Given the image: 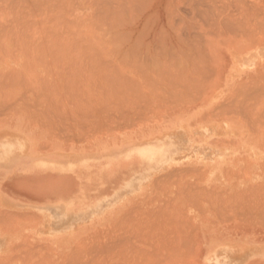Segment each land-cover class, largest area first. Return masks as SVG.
<instances>
[{"label":"rangeland","instance_id":"rangeland-1","mask_svg":"<svg viewBox=\"0 0 264 264\" xmlns=\"http://www.w3.org/2000/svg\"><path fill=\"white\" fill-rule=\"evenodd\" d=\"M14 1V2H13ZM20 1H22L20 3ZM38 1V2H37ZM0 0V4L2 5V3L4 4V7L3 5L0 6V39L3 38V41L2 39L0 40V133L1 135H4V136H7L8 137V133H12L9 135V138L11 136H14V135H17V134H14V133H18V134H22L24 139L29 141V143H27L26 141H12V138H16V137H11L10 140L7 139L5 141H1L0 140V149H4L5 147L7 146H11L9 147L10 148V152H6L4 153L2 156H0V163H5V164H13L14 163V169H26L28 167H31L33 165H37V163L35 164L34 162H30L31 160V157H29L30 153L32 152V150H37V153L39 155V159L45 161V160H53L54 162H57L58 165H62L63 168L67 165H70L71 163H63L61 161V157L63 158H67L70 153V151H86L84 152L88 157H85V158H93L95 159V157H91L90 155H93V154H100V155H103L104 156V159L107 158L110 153L112 155V157H115L117 156V154H119L120 157H122L123 155H126V157H129L127 155H133L135 157V166H134V169H135V172L136 171H139L143 166H145L146 163L148 162H158V164H160L159 162V159L161 157V154H159V152H156L157 149H152L150 148V145H147L148 148H142V145H132V146H128L126 144V139L129 138V137H141L140 133L141 134H148L150 136H155L157 133H153L152 130H160L161 129V124L165 123V124H170L172 122H175L176 119H180V118H183V119H189L188 121L193 124V125H187L185 127H183L182 129V132H184V134L187 135L188 137V142L185 143L180 151V154L181 156L180 157H183V156H187L189 154H197L199 155L200 151L205 149V145H206V141L208 140L209 137H212L214 135H218V136H225L226 134H221V132L223 131L221 127H215L213 126V123H211V125L209 124V126H205V124L203 123H206L208 122V110H207V103H208V97H209V94L207 93L209 91V78L208 76L205 77V75L208 74L207 69L209 68V58H208V54H207V48H208V45H206V48L204 47L205 44H208L209 40L213 41L217 39L218 40H223L224 39V36L229 38V37H234V35H230L229 31H227V33L229 35H227V33H225V30H224V23L220 22V21H223L225 19L226 16H228V13H230L231 11L234 10V8H236V4L239 5L242 4L241 6H238V7H245L246 6H254V7H257V11H258V15H252V14H247L245 13V15L242 13L241 15L240 14H234V13H230V16L228 17V21L230 19V17L232 16V18L234 19L235 17H238L240 18V16L242 17V21L245 22L246 25H251L252 23H255L257 22L256 24L258 25H261L260 24V20H262L264 18V0H242L239 1V0H219L217 3L215 2V0H184V3L182 2L183 0H132L133 2L131 3L130 2V6L131 8L128 7L129 3L126 5L123 6V8H127L130 9V11L127 9L125 10H122L123 8H121V5H120V8L122 11H125V12H122L120 11L119 14H117L116 16L114 14H116V9L115 7L118 6L116 4V6L114 7L115 10H113L112 8H109L110 10H113L112 14L111 12V15H113L115 18L119 15H123V17L129 21H131V24H140L141 26H144L146 25L148 27V32L150 31L151 33H148L147 35V38L146 39H143L145 40V44H141V47L143 48L145 45L149 44L148 42H150V38H152L153 35H151L152 33L154 32H158V37L161 39V45L156 44L154 43V45H151V49L154 50L156 52L155 53L153 51L152 54L148 55L147 53L146 54H141L140 52L137 54V53H134L136 48L134 46V43H127L126 41V38L124 37L125 35L122 33V32H125L123 31L121 28L118 29V25L116 23H120V20L119 22H115L117 19H119L118 17L116 18V20L114 21L115 23H112V25L116 24L114 27L118 30H113L114 32L110 31L109 29H107V26L109 25V28L112 26L110 25L111 24V18L113 19L114 17L111 16V18H107L109 17L110 15H108L106 13V10L105 9H100L99 7H97V10H88V9H85L86 12L85 13H82V8L80 9L78 7L79 5V2L80 3H83L82 0H73V1H68L66 0L67 2H64L65 0H62L63 2H61V6L59 4L60 0H51L52 1V4L49 6L47 1L48 0ZM50 1V2H51ZM58 1V2H56ZM86 1V0H85ZM90 1V0H89ZM87 1V2H89ZM92 1V0H91ZM90 1V2H91ZM94 1V0H93ZM124 1V0H123ZM140 1V2H139ZM145 1V2H144ZM174 1V2H173ZM189 1V2H188ZM199 1V2H198ZM207 4H205L206 2ZM212 1V2H210ZM223 1V2H221ZM239 1V2H238ZM253 1H255V4L253 3ZM8 2H9V5H8ZM12 2V3H11ZM24 2V3H23ZM56 2V3H55ZM78 2V3H77ZM89 2V4H90ZM139 2V3H138ZM144 2V4H143ZM148 2V3H147ZM191 2H194V3H191ZM204 2V3H203ZM214 2V7H213V3ZM226 2V3H225ZM231 2H233L231 4ZM245 4H244V3ZM247 2V3H246ZM15 3V4H14ZM32 3V4H31ZM45 3V5H44ZM54 3V4H53ZM75 3V4H74ZM109 3V2H108ZM107 2L104 3V4H108ZM112 4V2H110ZM123 3V4H124ZM139 4V6H136L135 4ZM142 5H141V4ZM147 6H145L146 4ZM173 3V5H172ZM182 3V4H180ZM187 7H186V5ZM190 3V4H189ZM210 5H209V4ZM221 3V4H220ZM222 3H225V4H222ZM229 3V4H228ZM259 3V5H258ZM14 4V5H13ZM18 4V5H17ZM21 8L24 7L22 10L21 8L19 7V5ZM24 4V5H23ZM27 4V5H25ZM36 4V5H35ZM40 4V5H38ZM60 7H57L58 5ZM68 4V5H66ZM83 4H87V3H83ZM102 4V3H101ZM100 4V5H101ZM114 4V3H113ZM122 4V5H123ZM181 6H179V5ZM202 4V5H201ZM252 4V5H251ZM254 4V5H253ZM9 8H8V6ZM11 5V6H10ZM31 5V6H30ZM34 5V6H33ZM54 5H57V6H54ZM134 5V6H133ZM178 5V6H176ZM185 5V6H184ZM191 5V6H190ZM198 5H201V6H198ZM212 5V6H211ZM235 5V6H234ZM40 6V7H39ZM42 6V7H41ZM54 6V7H53ZM136 6V7H135ZM143 6V10H142V7ZM161 6V7H160ZM189 6V7H188ZM198 6V8H197ZM220 6V7H219ZM222 6V8H221ZM226 6V7H224ZM232 6V7H231ZM11 7V8H10ZM47 8V9H44V8ZM49 7V9H48ZM56 7V8H55ZM64 7V8H63ZM102 7V5L100 6ZM105 7V5H104ZM111 7V6H110ZM135 7V8H134ZM194 7V9H198L194 11V9L192 8ZM202 7V8H201ZM226 8L228 11H225ZM20 8V9H19ZM26 8H28L26 10ZM63 9L64 12L60 11L59 9ZM71 8V9H70ZM118 8V9H120ZM147 10L145 11L144 10ZM150 8V9H149ZM185 8V9H184ZM188 8V9H187ZM208 8V9H207ZM209 8H211L209 10ZM216 8V9H215ZM13 9H16L15 11ZM52 9V10H51ZM53 9L55 11H53ZM59 11V15H53L52 14H58V11ZM66 11H65V10ZM98 9H100L98 11ZM133 9V10H132ZM175 10V14L174 13V10ZM181 9V10H180ZM220 9V10H219ZM232 9V10H231ZM19 10V11H18ZM36 10V11H35ZM50 10V11H49ZM68 10V11H67ZM70 10V11H69ZM75 10V11H74ZM105 12H104V11ZM109 10V11H110ZM137 10V12H136ZM163 10V11H162ZM170 10L171 13H170ZM200 10V11H199ZM208 10V11H207ZM223 12L222 14L219 12ZM225 13H224V11ZM13 11V12H12ZM21 11V12H20ZM27 11V12H26ZM49 11V12H47ZM57 11V12H56ZM74 11V12H73ZM102 11V12H101ZM115 11V12H114ZM129 11V12H128ZM133 11V12H132ZM194 11V12H193ZM230 11V12H229ZM11 12V13H10ZM21 13V16H19L20 14L18 13ZM30 14H29V13ZM39 12V13H38ZM45 12V13H44ZM55 12V13H54ZM68 12V13H67ZM108 12V11H107ZM128 12V13H127ZM206 12V13H205ZM218 12V13H217ZM6 13V15H5ZM10 13V14H9ZM24 13V14H23ZM38 13V14H37ZM50 13V14H48ZM52 13V14H51ZM74 13V15H73ZM92 13V14H91ZM106 13V14H105ZM109 13V14H110ZM121 13V14H120ZM127 13V14H126ZM131 13V14H129ZM142 13V15H141ZM144 13V14H143ZM186 13V14H185ZM214 15L215 13V16L211 15V14ZM260 13V14H259ZM9 14V15H8ZM44 14V18L42 17V15ZM45 14H46V17H45ZM63 14V15H61ZM82 14V16H84V14H87L89 15L85 21H82V23H80V19L82 18V16H80ZM105 14V15H104ZM133 14H134V19L133 21L131 20L133 17ZM139 14H140V17H139ZM172 14V15H171ZM174 14V15H173ZM189 14V15H187ZM192 14V15H191ZM194 14V15H193ZM197 16H196V15ZM208 14V15H207ZM216 14L218 15V17L216 16ZM225 14H227L225 16ZM234 14V15H233ZM246 14L248 16H250V19L246 16ZM22 15H31L30 17L32 18V20H34L36 23H39L40 22H43V21H46V18H50L51 22L49 19H47L46 24H43L41 23L38 24V26H47V23H50V25L48 24V27H45L43 28V30L41 31H45L40 35V34H37L36 32H34V28L35 26L30 29L31 33L27 34L29 35V37L31 35H37V37H39V35L41 36L39 38H37L38 40V43H40L42 41L44 44L41 43V45L37 44L35 41L36 38L34 37V41L36 44L32 43L33 40H31V38L34 36H31L30 40H29V37L26 38V41H22L23 38H21V36L19 34H17L18 31L15 32V30H17L18 28H12L14 27L15 25L17 26V23H19L21 17H24ZM35 15V16H34ZM38 15V16H37ZM77 15V16H76ZM93 15V17H92ZM107 15V17H106ZM128 15V16H126ZM131 15V16H130ZM176 15V17H174ZM210 15V16H209ZM224 15V16H223ZM239 15V16H238ZM244 15V16H243ZM17 16V17H16ZM48 16V17H47ZM52 16V17H51ZM57 16L58 18L60 17L62 22L64 21V23H62L61 25H58L60 23H56L57 24V28L61 29V27L63 29L67 28L66 30L69 29V35H72L73 32H75V34H73L71 37V39H69V42H73L75 43V40L76 41H79L81 42V45L83 44V46H81L80 48H78L80 45L76 46L75 44H79V43H72V44H69V42L67 41V49L66 50V47H63L61 48L59 44H55L54 46L55 47L53 48V45L50 44V43H54V42H49L51 41L52 39V35L53 34V29H57L55 28L56 27V24H54V20L53 17ZM63 16H66V17H63ZM136 16L140 19L136 20ZM149 16V17H148ZM192 16V18H191ZM253 16V18L251 17ZM256 16V18H255ZM7 17V18H6ZM13 17V18H12ZM16 17V18H14ZM20 17V18H19ZM30 17L28 16V19H30ZM35 17V18H34ZM39 17V18H38ZM122 16H120L121 18ZM189 17V18H188ZM224 17V18H223ZM244 17V18H243ZM257 17H262V19H259L258 21H255L257 19ZM41 18H42V21H41ZM56 18V17H55ZM59 18V19H60ZM201 18V19H200ZM212 20H211V19ZM217 18V19H215ZM221 18V19H220ZM9 19V20H8ZM53 19V20H52ZM75 19V20H74ZM88 19V20H87ZM124 19V20H125ZM146 19V20H145ZM184 19V21H183ZM187 19V21H186ZM195 19V20H194ZM250 20V23L249 21L247 20ZM13 20V21H11ZM15 20V23H13ZM31 20V19H30ZM38 20V21H37ZM57 20V19H56ZM66 20V21H65ZM94 20V21H93ZM110 20V21H109ZM125 20V24L128 25L127 21ZM145 20V22H144ZM201 20V21H200ZM204 22H203V21ZM207 20V21H206ZM209 20V21H208ZM218 20V21H217ZM246 20V21H245ZM7 21V22H6ZM9 21V22H8ZM49 21V22H48ZM53 21V22H52ZM70 21V22H69ZM158 21V22H156ZM182 21L185 23H182ZM198 21V22H197ZM200 21V22H199ZM33 22V21H32ZM60 22V20H59ZM67 22V23H66ZM84 22V23H83ZM102 22V23H101ZM108 24V25H105V23ZM140 22V23H139ZM188 22V23H187ZM206 22V23H205ZM211 24H210V23ZM213 22V23H212ZM224 22V21H223ZM264 21H262L263 23ZM14 25V26H11V24ZM69 23V24H68ZM72 23V24H71ZM98 23V24H97ZM123 23V22H122ZM143 23V24H141ZM222 25H221V24ZM248 23V24H247ZM52 24V25H51ZM54 24V25H53ZM102 24V25H101ZM104 24V25H103ZM159 26H158V25ZM173 24V25H170ZM182 24V25H181ZM196 24V25H195ZM199 24L201 25L200 27L203 28L204 26V30L205 32L203 31V29H201L199 27ZM205 24V25H204ZM208 24V25H207ZM218 24V26H217ZM36 25V24H35ZM73 25V27H72ZM75 25V26H74ZM95 25H100L101 26V29L103 30H97V36L95 35L96 34V28L97 26ZM121 25V24H120ZM119 25V27H120ZM122 24V27L124 26ZM130 25V23H129ZM167 25V26H166ZM178 25L180 28H178ZM192 25V26H191ZM264 25V24H263ZM39 26V27H40ZM49 26H52L53 29H51ZM55 26V27H54ZM67 26V27H66ZM81 26V29L79 28ZM87 26V27H86ZM95 26V27H94ZM100 26H98L99 28L97 29H100ZM157 26V27H156ZM170 26V27H169ZM184 26V27H182ZM188 26V28H187ZM191 26V27H190ZM195 28H194V27ZM215 26H217L215 28ZM223 26V27H222ZM11 27L12 28V31L14 32H11L9 31V28ZM20 27V26H18ZM39 27H36L39 32L40 29ZM91 28L93 27V29L91 30L90 29V32L88 28ZM177 27V28H176ZM258 27V26H257ZM264 26H262L261 28H263ZM3 28V30H2ZM49 28V30L47 29ZM162 28V29H160ZM172 28V29H171ZM176 28V30H175ZM190 28V29H189ZM200 28V29H198ZM260 28V29H261ZM14 29V30H13ZM37 29H35L36 31H38ZM88 29V31H86ZM106 29V30H104ZM114 29V28H112ZM111 29V30H112ZM153 29V30H152ZM198 29V30H197ZM7 30V31H6ZM49 32H47V31ZM166 30V31H165ZM199 30H202L199 31ZM213 30V31H212ZM221 30V31H220ZM256 32H260L259 33V36L261 37L263 34H264V28L261 29V30H258V29H255ZM263 30V31H262ZM6 31V32H5ZM60 31V30H59ZM92 32H95V34L91 33ZM122 31V32H121ZM162 31V33H161ZM177 31L179 33V35L177 34ZM199 31V33H198ZM207 31V32H206ZM223 31V32H222ZM9 32V33H8ZM78 33H81L83 32V37H82V40L84 38L83 41H81V38H79L78 40ZM86 32H88L86 35ZM111 32V34H110ZM119 34H118V33ZM179 36L178 38L179 39H183L182 41L185 43H183V45L180 44V42L182 43V41L178 42L179 39L178 38H175V33ZM182 32V33H181ZM204 32V35L202 34ZM8 33V34H7ZM100 33V34H99ZM103 33V35H102ZM115 33V35H114ZM162 34V36L159 35ZM181 33V34H180ZM218 33V36L220 37L221 35V38L222 39H219L218 36H216V34ZM224 33V34H223ZM12 34V35H11ZM118 34V35H117ZM123 34V35H121ZM165 34V35H164ZM185 34V36H183ZM18 37H17V36ZM77 35V36H76ZM82 35V34H81ZM121 35V37L119 36ZM180 35L182 38H180ZM202 35V36H201ZM224 35V36H223ZM15 36V38H14ZM91 38V40H88V37ZM103 36V37H102ZM116 36V37H115ZM118 36V37H117ZM123 36V37H122ZM151 36V37H150ZM168 36V37H167ZM173 36V37H172ZM223 36V37H222ZM229 36V37H228ZM264 36V35H263ZM262 36V37H263ZM7 37V38H6ZM9 37V38H8ZM13 37V41H15V45H14V42L11 41ZM45 37V39L47 40V38H49L46 43L47 44H50V46H47L46 48V43H45V39L43 38ZM81 37V36H79ZM95 37H99V39H96ZM102 39H101V38ZM116 39H114V38ZM121 38V41L122 42H119L120 40L118 38ZM128 37V36H126ZM6 38V39H5ZM51 38V39H50ZM74 38V40H72ZM76 38V39H75ZM104 38V39H103ZM122 38H124L122 40ZM158 38V39H159ZM167 38V39H166ZM185 38V39H184ZM188 38V39H186ZM191 38H193L191 40ZM207 38V39H206ZM28 39V40H27ZM55 39V38H54ZM87 39V40H86ZM110 39V41H109ZM166 39V40H164ZM172 39V40H171ZM178 39V41H177ZM196 39V40H195ZM95 42H93V41ZM118 40V41H117ZM124 40H125V43L126 44H129V45H126L124 44ZM170 40V42H169ZM174 40V42H173ZM188 40V42H187ZM24 42L26 43V45H24V43H22L20 46H18L19 42L21 43ZM31 45L32 43V48H34L32 51H29V49H32L30 48V46L28 45V43ZM31 43H30V42ZM33 41V42H34ZM89 41V43L87 42ZM97 41H99L97 43ZM105 41V43H104ZM113 43H112V42ZM177 41V42H176ZM4 42V43H3ZM84 42V43H82ZM86 42V43H85ZM100 42H103V43H100ZM111 42V43H110ZM119 42V44H118ZM160 42V41H159ZM167 42V43H166ZM176 42V44H175ZM193 42V43H192ZM200 42V43H199ZM17 43V45H16ZM91 43L96 47V46H99V48H94V46H91ZM96 45H95V44ZM109 43V44H108ZM124 46L126 47H122L123 44ZM172 43L174 47H171L172 45L170 44ZM189 43V44H188ZM192 43V44H191ZM197 43V44H196ZM202 46V50H200V46ZM3 44V45H2ZM36 45L34 47V45ZM73 44L76 46L77 49H80V52L79 51H76L75 48L73 47ZM90 44V45H88ZM103 44V45H102ZM115 44V45H114ZM167 46H166V45ZM197 45V46H192V45ZM28 45V46H27ZM39 47H38V46ZM58 45V46H57ZM66 45V44H65ZM131 45V46H130ZM161 46V48L159 46ZM171 45V46H170ZM176 45V46H175ZM180 45V46H179ZM188 45V46H187ZM15 46V47H14ZM23 46L27 49H24ZM45 46V47H44ZM94 49H92L91 51V47ZM101 46L103 48H101ZM106 46V47H104ZM117 46V47H116ZM166 46V47H165ZM178 46V48H177ZM193 47L191 49H193L194 51H201L198 52V53H195L193 50V52L191 51L190 47ZM19 47V48H18ZM29 47V48H28ZM42 47V48H40ZM49 47H51V49H49ZM58 47V49H57ZM71 47V48H70ZM83 47V48H82ZM89 50H88V48ZM152 47H155L152 48ZM182 47V48H181ZM188 47V49H187ZM197 47V49H196ZM204 47V48H203ZM22 48V50L20 49ZM37 48H39L40 50H38ZM46 51H44L45 49ZM73 48V49H72ZM82 48V49H81ZM87 48V49H86ZM106 48V50H105ZM108 48V49H107ZM117 48V49H116ZM127 48V49H126ZM131 48V49H129ZM157 48V49H156ZM166 48V50H165ZM170 48V49H169ZM175 48V50L179 49L182 51L180 53L176 51H174L173 49ZM199 48V50H198ZM20 49V50H18ZM24 49V50H23ZM53 49V50H52ZM64 49V50H63ZM85 49V50H84ZM102 49V50H101ZM123 49V50H122ZM134 49V50H133ZM173 51H172V50ZM185 51H184V50ZM204 49V51H203ZM47 50L49 51V53L47 52ZM57 50V52H60V53H53ZM100 50L102 52H100ZM108 50V51H107ZM110 50V51H109ZM114 50V52H113ZM133 50V51H132ZM179 50V51H180ZM188 50V51H187ZM190 50V52H189ZM19 51V52H18ZM24 51H28V53H25ZM35 51V52H34ZM41 51V52H40ZM71 51H76L75 54L77 55L78 52V56H76L73 52ZM91 51V54L90 52ZM96 51V52H95ZM100 52V53H97V52ZM103 51H107L108 53H103ZM116 51V52H115ZM126 51V52H125ZM163 51V52H162ZM165 51V52H164ZM13 52H16L15 53V56L13 54ZM32 52V53H31ZM43 55H41L40 53ZM45 52V53H44ZM95 54H94V53ZM113 52V53H112ZM130 52H133V53H130ZM159 52V54H158ZM173 52V53H172ZM184 52V53H183ZM206 54V61H204V53ZM48 53V54H46ZM72 53V54H70ZM83 53V54H82ZM101 53L103 55H101ZM116 53L117 56L113 59L114 54ZM119 53V54H118ZM162 53V54H161ZM166 53V56L164 54ZM172 55H171V54ZM175 53V55H173ZM186 53H188L186 55ZM219 52L216 51V54L214 53V55L212 54L213 58L215 59H212L211 61V65L213 67V64L216 63L217 66H218V63L219 66L222 64V61H221V56H219L218 54ZM10 54V55H9ZM28 54V56L26 55ZM33 54V56H32ZM36 54V56L34 55ZM53 56H52V55ZM70 56H69V55ZM74 54V55H73ZM81 54V55H80ZM94 54V55H93ZM105 54H106V57H105ZM123 54V55H122ZM127 54V55H125ZM169 54V55H167ZM178 54V55H177ZM186 56H185V55ZM6 55V56H5ZM39 55H41V57H39ZM47 57H46V56ZM58 55V56H57ZM83 55V56H82ZM97 55V56H96ZM101 55V56H100ZM144 55V56H143ZM152 55V56H151ZM162 55V56H160ZM192 55V56H191ZM200 55V56H199ZM204 55V56H203ZM218 55V57H217ZM13 58H12V57ZM61 56V57H60ZM66 57V60L65 59H62L64 61H61L60 58H63V57ZM72 56V57H71ZM93 56H96V57H93ZM100 56V58H99ZM125 56V57H123ZM156 56V57H154ZM195 56V57H194ZM202 58V60L204 61V63H202V60L200 58ZM15 57H17L18 59H16ZM57 57V58H56ZM59 57V58H58ZM70 57V58H69ZM78 57V58H77ZM81 57V58H80ZM102 57H105V58H110L111 60H108V59H104ZM118 57V58H117ZM131 57V58H130ZM134 57V59H133ZM143 57H145V59L143 60ZM152 57V58H151ZM154 57V58H153ZM74 58V59H72ZM85 58V59H84ZM123 58V59H122ZM137 58V59H136ZM156 58V59H155ZM192 60H191V59ZM198 58V59H197ZM28 59V60H27ZM59 59V60H58ZM72 59V60H71ZM76 59V60H75ZM82 59V60H80ZM99 59V61H97ZM122 59V60H121ZM152 59V61H151ZM158 59V61H157ZM187 59V61H186ZM196 59V60H194ZM18 60V61H17ZM27 60V61H25ZM32 60V62H31ZM85 60V61H84ZM89 62H87V61ZM104 60V61H103ZM107 60H108V63H107ZM120 61V64L121 65H118L119 64V61ZM135 60V61H134ZM146 60V61H145ZM154 60V61H153ZM217 62H215V61ZM17 61V62H15ZM25 61V62H24ZM58 61V62H57ZM73 61V62H72ZM95 61H96V66H95ZM144 61V63L142 62ZM151 61V62H150ZM159 61L161 64H159ZM168 61V62H167ZM184 61V62H183ZM201 61V62H200ZM214 61V62H213ZM35 62V64H34ZM43 64H41V63ZM63 62V63H62ZM69 62V64H68ZM70 62H72L73 64L75 63L76 66L71 65L70 66ZM87 63V65H91V63L93 65L91 66H87L84 64ZM102 62V63H101ZM113 62L114 64L111 65V63ZM126 62V63H125ZM132 62V63H131ZM149 62L148 64H145ZM158 62V63H157ZM189 62V63H188ZM195 62V63H194ZM207 62V63H206ZM23 63V64H22ZM37 63V64H36ZM53 63V64H52ZM61 63V64H60ZM64 63H67V67L70 69L71 67V70H69L68 68H66V66L64 65ZM100 63V64H99ZM106 63V64H105ZM125 63V64H124ZM135 63V64H134ZM156 65H155V64ZM165 63V64H164ZM185 63V64H184ZM191 63V64H190ZM206 63V64H205ZM29 64V65H28ZM33 64V65H32ZM49 64V65H48ZM79 64V65H78ZM105 64V66H104ZM117 64V66H115ZM127 64V65H126ZM150 64V65H149ZM153 64V65H152ZM167 64V65H166ZM177 66H176V65ZM185 66H184V65ZM190 64V65H189ZM193 64V65H192ZM200 66H198V65ZM215 64V65H216ZM27 65V66H25ZM82 65V66H80ZM107 65V66H106ZM111 65V66H110ZM132 65V66H131ZM143 65V66H142ZM148 65V66H147ZM152 65V67H151ZM155 65V66H154ZM158 65V66H157ZM173 65V66H172ZM189 66V67H186ZM204 65V70L203 69V66ZM205 65H207V67L205 68ZM214 65V67H216ZM25 66V67H23ZM33 66V67H32ZM37 66V67H35ZM61 66V67H60ZM65 66V67H64ZM90 68V69H88ZM93 66V67H92ZM104 66V67H103ZM114 66V67H113ZM120 66V67H119ZM154 66V67H153ZM165 69H164V67ZM169 66V67H168ZM170 66H172L170 68ZM181 66H183V70L180 69L182 68ZM28 67V68H27ZM30 67V68H29ZM58 67V68H57ZM64 67V68H63ZM80 67V68H79ZM83 69H82V68ZM86 67V68H85ZM92 68L93 71H92ZM99 67V68H98ZM103 67V68H101ZM116 67V68H115ZM118 67L123 71H121L120 69H118ZM124 67V68H123ZM128 67V68H126ZM146 67V68H145ZM157 67V68H156ZM167 67V68H166ZM185 67V68H184ZM197 67V68H196ZM202 67V69L204 70V72H202L200 75H199V72L203 71V70H200V68ZM213 67V68H214ZM32 68H34L32 70ZM74 68V69H73ZM107 68L110 70L108 71ZM119 70V71H116L115 70ZM126 68V69H125ZM144 68V69H143ZM173 68V70H172ZM218 68V67H217ZM18 69V70H17ZM49 69V70H48ZM62 69V70H61ZM65 69V70H64ZM69 71H67V70ZM78 71H76V70ZM82 69V70H81ZM106 69V71H105ZM143 69V70H142ZM152 69H153V72H152ZM156 69V70H154ZM159 69V70H158ZM167 69V70H166ZM28 70V71H27ZM51 70V71H50ZM74 70L77 72L75 73ZM92 73H91V71ZM97 70V71H96ZM99 70V72H98ZM114 70V72H113ZM125 70V71H124ZM140 70H141V73H140ZM147 70V71H146ZM150 70V71H149ZM178 70V71H177ZM180 70L182 71V75H185L186 78H182V75L180 74ZM192 70V71H191ZM194 70V71H193ZM34 71V73H33ZM55 71V72H54ZM58 73H57V72ZM67 73H64L66 72ZM81 71V72H80ZM86 71V72H85ZM89 71V72H88ZM107 73V74H105ZM134 71V72H133ZM145 71V72H144ZM155 71V73H154ZM174 71V72H173ZM5 72H7L5 74ZM19 72V73H18ZM21 72V74H20ZM73 72V73H71ZM97 72V73H96ZM110 72V73H109ZM112 72V74H111ZM120 72V73H119ZM125 72V73H124ZM151 72V73H150ZM195 72V73H194ZM198 72V74H197ZM205 72L207 74H205ZM3 73V74H2ZM16 73V74H15ZM52 73V74H51ZM84 73V74H83ZM86 73L88 75H86ZM101 73V74H100ZM104 73V74H103ZM116 73V75H115ZM157 73V75H156ZM169 73V74H168ZM23 76V77H18L19 75ZM30 76H29V75ZM66 74V75H64ZM68 74V75H67ZM78 74V75H77ZM81 74V75H80ZM90 74V75H89ZM97 74V75H96ZM114 74V75H113ZM118 74V75H117ZM139 74V75H138ZM147 74V75H146ZM149 74V75H148ZM152 74V75H151ZM161 74H166L167 77L170 75V78H172L173 80L172 81V85L174 84V87L171 85L168 86V85H165L163 83H159L160 80L158 79H162L163 78H166V76H163ZM177 74V75H175ZM192 75V79L191 77L189 76ZM204 74V76H203ZM5 75V76H4ZM62 75V76H61ZM70 75V77H69ZM76 75V76H75ZM85 78H84V76ZM109 75V76H107ZM123 75V76H122ZM160 75L162 77H160ZM181 75V77H180ZM196 75V76H195ZM9 76V77H7ZM13 76V77H12ZM15 76H16V79H15ZM25 76V77H24ZM39 76V77H38ZM57 76V77H56ZM73 76V77H72ZM91 76V77H90ZM95 76V77H94ZM102 76V77H101ZM108 78H107V77ZM114 76V77H113ZM119 76V77H116ZM150 76V77H149ZM153 76V78H152ZM173 76V77H171ZM177 76V77H176ZM196 80H195V77ZM201 76V77H200ZM35 77V78H34ZM72 77V78H71ZM77 77V78H76ZM83 77V78H82ZM97 77V78H96ZM99 77V78H98ZM180 77V78H178ZM200 77V78H199ZM14 78V80H12ZM33 78V79H32ZM70 78V79H69ZM90 78V79H88ZM103 78V79H102ZM105 78V79H104ZM112 78V79H111ZM130 79L127 81V79ZM156 78V79H154ZM169 78V79H170ZM189 78V80H188ZM206 78V79H205ZM208 78V79H207ZM18 79V80H17ZM59 79V80H58ZM66 79V80H65ZM73 79V80H71ZM77 79V80H76ZM80 79V80H79ZM82 79V80H81ZM87 79V80H86ZM94 79V80H93ZM96 79V80H95ZM97 79H100L97 80ZM108 79V80H107ZM111 81L114 80V81ZM120 79V80H119ZM126 79V80H125ZM149 79V81H148ZM168 78L166 80H169ZM175 79V81H174ZM179 79V80H178ZM182 79H183V84L182 83ZM214 78H212L211 80L213 81ZM218 77L216 78L215 80V83L213 81V88H212V91H214V87L215 86H219L221 84L220 82V78L218 79ZM16 80V82H14ZM49 80V81H48ZM62 80V81H61ZM76 80V81H75ZM93 82H92V81ZM102 80V81H101ZM118 80V81H117ZM158 80V81H157ZM165 80V79H164ZM178 80V83L176 82ZM200 81H203L204 85H206V81H207V84L206 86H204L205 88V93L206 96L203 97V100H201L202 98L200 97L201 96V89L203 87H200L198 89L197 87V82ZM206 80V81H205ZM10 81V82H9ZM27 81V83H26ZM40 83V84H38ZM74 81L75 82V85H74ZM80 83H79V82ZM83 81V82H82ZM86 81V83H85ZM91 81V83H90ZM107 81V82H106ZM163 81V79H162ZM179 81H181V86L180 87V84H179ZM218 83H217V82ZM25 82V83H24ZM67 82V83H65ZM100 82V83H98ZM101 82H102V85H101ZM105 82V83H104ZM115 82H118L115 83ZM127 84H126V83ZM148 82V83H147ZM156 82V83H155ZM16 83V84H15ZM33 83H36V84H33ZM46 83V84H44ZM61 83V84H60ZM69 83V84H68ZM104 83V84H103ZM123 83V84H122ZM125 83V84H124ZM129 83V84H128ZM167 83V82H166ZM202 83V82H201ZM200 83V85H202ZM217 83V84H216ZM7 84V85H5ZM18 84V85H17ZM22 84V85H20ZM26 84V85H25ZM33 84V85H32ZM38 84V85H37ZM54 84V85H53ZM60 84V85H59ZM65 84V85H64ZM97 84V86H96ZM147 84L149 86H147ZM154 86V90L155 89H161L163 88V90L165 91L164 94L161 92V95L164 96L163 99H159V98H162L161 96L157 95L156 97H159L158 99H156L155 97V93L154 92H150V88L151 86ZM175 84L177 86H175ZM184 86H183V85ZM197 84V85H195ZM216 84V85H215ZM17 85V87H16ZM25 85V86H24ZM37 85V86H36ZM58 87H57V86ZM91 85V86H90ZM99 85L103 86L100 87ZM108 85V87H107ZM118 85V86H117ZM123 85V86H122ZM129 85V87H128ZM144 85V86H143ZM146 85V86H145ZM187 85V86H186ZM15 86V87H14ZM31 86H34L31 87ZM36 86V87H35ZM39 86V88H38ZM73 86V88L71 87ZM114 86V87H113ZM140 86V87H139ZM168 86V87H167ZM217 86V87H218ZM5 87V88H3ZM77 89H76V88ZM85 87V88H84ZM92 89H91V88ZM142 87V88H141ZM145 87V88H143ZM156 87V88H155ZM158 87V88H157ZM176 87V88H175ZM178 87V88H177ZM2 88V89H1ZM33 88V89H32ZM80 88V89H79ZM114 88V91L113 89ZM149 88L150 91H147V89ZM153 88V87H152ZM181 88L183 90H181ZM10 89V90H9ZM28 89V90H27ZM31 89V90H30ZM40 91H39V90ZM70 89V90H69ZM71 89H75V91L73 92ZM84 91H83V90ZM86 89V90H85ZM91 89V90H90ZM99 89V90H98ZM102 89V90H101ZM104 89V90H103ZM109 89H112V90H109ZM126 89V90H125ZM195 89V90H193ZM198 89L199 92H196ZM13 90V91H12ZM37 90V91H35ZM42 90V91H41ZM62 90V91H61ZM78 90L77 93H75L76 91ZM107 90H109L110 93H113V95H111ZM122 93H121V91ZM124 90V91H123ZM167 90V91H166ZM175 90L174 94H172V92ZM179 90V91H177ZM203 90V89H202ZM208 90V91H207ZM28 92L26 94V92ZM56 91V92H55ZM100 91V92H99ZM112 91V92H111ZM177 91V92H176ZM195 91V92H194ZM69 92V93H68ZM83 92V93H82ZM88 92V93H87ZM92 92V93H90ZM108 92V93H107ZM117 92V93H116ZM128 92V93H127ZM146 92V93H145ZM156 93H159L160 91H155ZM5 93V94H4ZM75 93V94H74ZM82 93V95L80 94ZM99 93V94H98ZM125 93V94H124ZM165 93H166V96H167V99H169V102L167 100V102L169 103L168 105H170L169 107H166L168 105H166V102H163L161 100H164V98H166L165 96ZM176 93V95H175ZM179 95H178V94ZM194 93V94H193ZM200 93L197 98L196 94ZM8 94H10L9 96L12 95V98L10 100L9 98V101H5V99H8L9 96H7ZM34 94V95H33ZM37 95V98L35 97V95ZM104 96H103V95ZM108 94V95H106ZM116 94V95H114ZM145 94L147 95V97L145 96ZM172 94V95H171ZM3 95V96H2ZM25 95V96H24ZM75 95V96H74ZM83 95L84 98H83ZM91 95H93L91 97ZM126 97H125V96ZM144 95V96H143ZM150 95V97L148 96ZM170 95V96H169ZM173 95H175V99L174 97H172ZM193 95V96H192ZM5 96V98H4ZM24 96V97H23ZM29 96V97H27ZM49 96H51V100L49 98ZM70 96H72L70 98ZM80 96V97H79ZM90 96V97H89ZM102 96V97H101ZM108 96V98H107ZM112 96V97H110ZM115 96V97H114ZM120 98H119V97ZM138 96V97H137ZM142 96V97H140ZM33 97V99H32ZM42 97V98H41ZM78 97L77 99H74ZM82 97V98H81ZM99 97V98H98ZM122 97V98H121ZM146 97V98H145ZM199 97L201 99H199ZM3 98V99H2ZM26 98V99H25ZM35 98V99H34ZM42 102H41V100ZM46 98V99H44ZM73 98V99H72ZM86 98V99H85ZM90 100H89V99ZM95 98V99H94ZM98 98V99H96ZM106 98V99H105ZM111 100H110V99ZM144 98V99H143ZM179 98H182L183 100H179ZM188 98V101L186 100ZM195 98H197L198 100L196 101L197 103H194V100ZM23 99V101H22ZM31 99V100H29ZM44 99V100H43ZM54 99V100H53ZM84 100L82 104V100ZM96 100V102H94V100ZM108 99V100H107ZM125 99V100H124ZM132 99V100H131ZM137 99H138V102H137ZM149 99V101H147ZM151 99H153L152 102ZM174 99V100H173ZM187 102L184 103L185 100ZM207 101H206V100ZM3 100V101H2ZM27 100V101H26ZM40 100V101H39ZM47 100V101H46ZM56 100V102H55ZM61 100V101H60ZM66 100V101H65ZM71 100H73V103ZM76 100V101H75ZM86 100H88L87 102H85ZM140 100L142 102H140ZM146 100V101H145ZM160 100V101H159ZM176 100H179L177 102H180L178 105L177 104H172V103H177ZM2 101V102H1ZM13 101V102H12ZM17 101V102H16ZM33 101L35 102H38V103H32ZM51 101V102H50ZM78 101V102H77ZM92 101V102H91ZM106 101V102H105ZM145 101V102H144ZM151 101V102H150ZM158 101L160 103H158ZM174 101V102H173ZM201 101V102H200ZM205 101V102H204ZM9 102V103H8ZM16 102V103H15ZM24 102H27V103H24ZM46 102H48L46 104ZM70 104H68V103ZM100 102V103H99ZM123 102V103H122ZM124 102L126 104H124ZM141 104H140V103ZM162 102L164 104H162ZM172 102V103H171ZM7 103V104H6ZM51 103V104H49ZM53 103V104H52ZM59 103V104H57ZM66 103V104H65ZM76 103L78 105H76ZM92 103V104H91ZM99 103V104H98ZM106 103V104H105ZM119 103V104H118ZM121 103V104H120ZM144 103V104H143ZM190 103V104H189ZM199 103V104H198ZM4 104V105H3ZM23 104V105H22ZM36 104V105H35ZM39 104V105H38ZM56 104V105H55ZM81 104V107L79 106ZM87 104L89 105V107L87 106ZM111 104V105H110ZM113 104V105H112ZM115 104V105H114ZM134 104V105H133ZM136 104V105H135ZM147 104V106H145ZM151 104V105H150ZM159 104V105H158ZM187 104V105H186ZM34 105V106H32ZM46 105V106H45ZM53 105V106H52ZM55 105V106H54ZM84 105V106H83ZM90 105H91V108H90ZM97 105V107H96ZM102 105V107H101ZM106 105H109V106H106ZM118 105V106H117ZM156 105H158L156 107ZM175 105V106H174ZM3 106V107H2ZM9 106V107H8ZM23 106V110L21 109ZM28 108H27V107ZM31 106L33 108H31ZM45 106V107H44ZM50 106V107H49ZM72 106V107H71ZM78 106V108H77ZM94 106V108L92 107ZM100 106V107H99ZM124 106V107H123ZM151 106V108H150ZM165 108H164V107ZM175 108H174V107ZM178 106V108H177ZM21 107V108H20ZM26 107V108H25ZM36 107V109H34ZM43 107V108H42ZM61 107H63L61 109ZM88 110H87V108ZM123 107V108H122ZM147 108L148 111H146L147 109H144V108ZM183 107V108H182ZM185 107V108H184ZM3 108V109H2ZM15 108V109H14ZM30 108V109H29ZM47 110H45V109ZM55 108V109H54ZM70 108V110L68 109ZM97 111H96V109ZM106 108L108 110H106ZM126 110H125V109ZM132 108V109H130ZM134 108V109H133ZM169 108V110L167 109ZM182 108V109H180ZM187 108V109H186ZM2 109V110H1ZM5 109V111H4ZM27 109L29 111H27ZM34 109V110H33ZM44 109V110H43ZM79 111H78V110ZM83 109V110H82ZM94 109V110H92ZM99 109V110H98ZM113 109V110H112ZM155 109V110H154ZM163 109V110H162ZM171 109V110H170ZM179 109V110H178ZM184 109V110H183ZM186 109V110H185ZM7 110H8V113H7ZM11 110V111H10ZM32 110V111H31ZM40 112H39V111ZM69 110V111H68ZM72 110L71 114H70V111ZM91 110H92V113H94L95 115V112H98L96 113L95 117L93 116V114L91 113ZM102 110V111H101ZM115 110V111H114ZM130 110V111H129ZM133 110V111H131ZM161 110V112L158 111ZM166 110V111H165ZM173 110V111H172ZM178 110V111H175ZM3 111V112H2ZM17 111V112H16ZM46 111V113H45ZM81 111V112H80ZM85 113H84V112ZM90 111L91 114H88ZM94 111V112H93ZM100 111V112H99ZM117 111V112H116ZM126 111V112H125ZM150 111V112H149ZM170 111V112H169ZM11 112V113H10ZM50 112V113H49ZM78 112V113H77ZM86 112H88L86 114ZM103 112V113H102ZM107 112V113H105ZM125 112V113H124ZM128 112V114H127ZM153 113L151 115H149V113ZM174 112V113H173ZM214 112V111H212ZM219 110L216 111V114H218ZM5 113V114H4ZM6 113L8 115H6ZM34 113V114H33ZM63 113V114H62ZM77 113V114H76ZM81 115H80V114ZM83 113V115H82ZM110 113V114H108ZM122 113V114H121ZM130 113V114H129ZM137 113V115H135ZM148 113V114H147ZM157 113H159V115L157 116ZM164 113V114H163ZM1 114H4V115H1ZM12 114V115H11ZM50 114V115H49ZM99 114V115H97ZM107 114V116H106ZM156 114V115H154ZM168 114V115H167ZM173 114V115H171ZM177 114V115H176ZM204 114V115H203ZM34 115V116H33ZM42 115V116H41ZM76 115V116H75ZM89 115V116H87ZM100 115L102 117H100ZM170 115V116H169ZM46 118H44V117ZM50 116V117H49ZM105 116V117H104ZM114 116V117H113ZM138 116V118H137ZM158 118H157V117ZM164 116V117H163ZM203 116V117H201ZM4 117V118H3ZM77 117V119H76ZM99 117V118H98ZM132 117V118H130ZM149 117V118H148ZM173 117V118H171ZM31 118V119H30ZM66 118H67V121H66ZM112 118V119H110ZM204 118V119H203ZM38 119V120H37ZM108 119V120H107ZM132 119V120H131ZM148 119V120H147ZM13 120V121H12ZM98 120V121H97ZM135 120V121H134ZM137 120V122H136ZM150 120V121H149ZM152 120V121H151ZM161 120V121H160ZM44 121V122H43ZM108 121V122H107ZM149 121V122H148ZM105 122V123H104ZM153 122V123H152ZM33 123V124H32ZM39 123V124H38ZM195 123H201L200 125H194ZM41 124V125H40ZM93 124V125H92ZM138 124V125H137ZM147 124V125H146ZM160 124V125H159ZM49 125V126H47ZM56 128H54V126ZM57 125V126H56ZM105 125V126H104ZM135 125V126H134ZM137 125V126H136ZM53 126V127H52ZM99 126V127H98ZM134 126V127H133ZM48 127V128H47ZM50 127V129H49ZM73 127V128H72ZM44 128V129H43ZM62 128V129H61ZM101 128V129H100ZM106 130H105V129ZM60 129V130H59ZM69 129V130H68ZM72 129V130H71ZM73 129H74V132H73ZM99 129V130H98ZM80 130V131H79ZM143 130V131H141ZM24 131V132H23ZM50 131V132H49ZM77 131V132H76ZM82 131V132H81ZM84 131V132H83ZM99 131L101 132L99 134ZM141 131V132H140ZM14 132V133H13ZM58 132V133H57ZM62 132V133H61ZM69 132V133H68ZM76 132V133H75ZM80 132V133H79ZM96 132V133H95ZM103 132V134H102ZM4 133V134H3ZM54 133V134H53ZM56 133V134H55ZM67 133V134H66ZM87 133V134H86ZM33 136L37 142L35 140H33L32 138H30V136ZM71 134V135H70ZM74 134H76L75 136L78 137L76 138L74 136ZM78 134V135H77ZM81 134V135H80ZM183 134V133H182ZM67 135V136H65ZM84 135V136H83ZM103 135V136H102ZM53 136V137H52ZM61 136V137H60ZM63 136V137H62ZM198 136V138L200 139L199 141H197L196 137ZM20 137V136H18ZM67 137V138H66ZM75 137V138H74ZM89 137V139H88ZM74 138V139H72ZM94 138V139H93ZM70 139V140H69ZM64 140V141H63ZM73 140V141H72ZM77 140V141H76ZM88 140V141H87ZM19 142V143H17ZM132 142V141H131ZM136 142V141H134ZM37 143H38V146H42V148H44L46 146V148L42 149L41 147H38L37 146ZM121 143H123V145L121 146ZM67 144V145H66ZM119 144V145H118ZM139 144V143H138ZM113 145V146H112ZM115 147V148H113ZM75 148V149H74ZM76 151V152H77ZM127 152V154L125 153ZM142 152V153H141ZM28 154V156L26 155ZM24 156L23 157V162H25V164H21L19 163L18 159L21 157V156ZM111 155L108 157L110 158ZM176 153H174V151H168L167 154H165V157H164V160L162 159L161 163L162 162H167L169 161L170 159H172V157L175 159L176 157ZM57 156V157H56ZM49 157V159H48ZM123 158V157H122ZM145 161H144V160ZM189 159V158H188ZM77 160H79V157L77 158ZM60 161V162H59ZM29 162V163H28ZM147 169V168H146ZM194 170V171H193ZM90 171V172H89ZM88 173H86V176H82L80 175L79 173H76V172H59V171H49V175L47 176V173H45V175H43L42 173L39 174V182H46V183H50V185L52 186V191H53V194L54 196H51V198L55 199L54 202L57 201V199L59 200H63L65 202H70L72 201L73 199L75 200V198H77L78 196H80V198L82 200H85V201H88L89 199L91 198H94L95 195L97 196V193H98V190H97V181L96 179L97 178H94V171L95 169H91L89 170ZM202 173V175H201ZM93 175V176H92ZM167 174L165 175H162L160 176L158 179H156L153 183H152V186L150 188H148L147 190H144V191H141V193L139 194H136L135 196V200H133L130 205L129 204H125L123 207H120V209L118 211L115 212V216L113 218L112 221H110V225L108 226H104L102 227V225H97V222L96 220H99L102 216H104L107 212L111 211L112 207H108L106 209H101V210H95V211H92L90 212V209L91 208H95L97 207L98 205H100V203L97 204V206H91L88 211L86 213H82V212H77L75 213L69 206L65 205V204H60V205H56L55 207H51V208H48L46 210L43 211V209L41 210H38V211H41V214L44 215V216H47L49 217V221H50V225H51V228L52 227H55L57 226L58 224H63L65 225L66 229L65 231H59V235H67V234H72L75 230V228H79V227H83L81 231L77 230L76 233L72 236L71 240H69V242H67L66 244L65 243H62L60 244V246H58V244H53V243H50V242H46V241H41V240H36L35 238H33L30 233L31 231H33V228L38 225L39 223V219L35 218V217H31V218H23L19 215H13L11 213L10 216L8 213H2L0 212V230H4L6 231L7 233H12L13 235H16L17 233L20 234V237L21 239L18 241V245L19 247H15L14 249H102V247H104V249H161L162 248V254L166 255L170 252H173V255L170 253V256L168 254V259L169 257H173V259L175 258V254L176 253V257H182V252L180 249H182V251H184L183 255L184 256L182 258H178L179 260L184 261L183 263H180L179 260L177 262L174 261L172 258H170V260L172 259L174 262L173 264H194L195 261H192V259H194L195 257L192 256V254L190 255V253H194L198 248V246L200 247V252L199 251H196V264H204L203 263V259L204 257L207 255V250L208 249H205L206 247V242L208 241V239L214 235V234H222V235H225V236H243V237H251L252 239H256L257 237H262L264 236V189H256L255 190H242V192L240 190H227V189H209V188H205L203 186V182L205 181V177H206V174L203 173V172H198L196 173L195 172V169H192L191 168H188V167H183L175 172H172V173H169L167 176ZM251 173L249 172H246V173H231L228 174V178L230 180H234L235 178H242V177H247V176H250ZM204 176V177H203ZM133 177V176H132ZM37 178H38V174H37ZM203 178V180H202ZM201 179V180H200ZM36 182L39 184V186L45 190V187L43 185H40L39 182ZM147 181L146 180H140V179H136L134 182L130 181L129 184L126 185V189L130 192V193H134L137 189L141 188L142 187V184H144V182ZM196 182V183H195ZM181 186V187H180ZM183 186V188H182ZM191 186V187H190ZM202 186V187H201ZM180 187V188H179ZM186 187V188H185ZM190 187V188H189ZM108 188H111L110 185L107 186V189ZM177 188V192L175 191ZM194 188V189H193ZM199 188V189H198ZM106 189V190H107ZM169 189V190H168ZM179 189V190H178ZM182 189V190H181ZM189 191H187V190ZM192 189V190H191ZM202 189V190H201ZM105 190V191H106ZM216 190V191H215ZM262 190V191H261ZM184 191V192H183ZM207 191V192H206ZM213 191V192H212ZM238 191L240 192V194L238 193ZM243 191L245 193H243ZM107 193H109V191H106ZM176 192V193H175ZM182 192V193H181ZM186 192H189L188 194ZM192 192V194H190ZM203 192V193H202ZM237 192V193H236ZM249 192V193H248ZM260 192V193H259ZM263 192V193H262ZM126 193V191H125ZM125 193H120V196H119V199H117V196H111L110 194L106 195V193L104 194V197H105V200L108 199V201L110 200H113L114 201V204L117 206H119V203H121L125 198L124 195ZM178 193V194H177ZM195 193V194H194ZM201 195H200V194ZM216 195H215V194ZM220 193V194H219ZM233 193V194H232ZM242 193V194H241ZM248 193V194H247ZM176 194V195H175ZM190 194V195H189ZM230 194V195H229ZM235 194H238L235 195ZM244 194V195H243ZM257 194V195H256ZM165 195V196H164ZM185 195H189V196H186L185 199H184V196ZM210 199H209V197ZM218 195V196H217ZM234 195V196H233ZM242 195V196H241ZM201 196V197H200ZM263 196V197H262ZM115 197V198H114ZM156 197V198H155ZM171 197V199L169 198ZM233 199H232V198ZM256 197V199H255ZM260 197V198H259ZM175 198V199H174ZM189 198V199H188ZM224 198H225V201H224ZM236 200H235V199ZM252 200H251V199ZM170 199V200H169ZM204 199V200H203ZM220 199H221V202H220ZM223 199V201H222ZM240 199V200H239ZM242 199V201H241ZM260 199V200H259ZM78 200V199H76ZM194 200V201H193ZM199 200V201H198ZM208 200V201H207ZM214 200V201H213ZM219 201V203L217 201ZM235 200V201H234ZM239 200V201H238ZM112 201V202H113ZM192 201V202H191ZM198 203H197V202ZM242 203H241V202ZM245 201V202H244ZM250 201V202H249ZM258 201V202H257ZM159 202V203H158ZM166 204L165 206H169V207H164V204ZM187 202V203H186ZM214 202V203H213ZM225 202V203H224ZM240 204H239V203ZM248 202V203H247ZM255 202V203H254ZM148 203V204H147ZM221 203V204H220ZM224 203V205H222ZM229 203V204H228ZM261 203V204H260ZM170 204V205H169ZM185 204V205H184ZM217 204V205H216ZM226 204V205H225ZM234 204V205H233ZM245 204V205H244ZM248 204V205H246ZM251 204V207L253 208H250V205ZM256 204V205H255ZM260 204V205H259ZM173 205V206H172ZM179 205V206H178ZM221 205L223 207H221ZM238 207H237V206ZM263 206L262 208H260V206ZM196 206V207H195ZM224 206H227V207H224ZM236 206V207H235ZM247 206H248V209H247ZM259 206V207H257ZM156 207V208H155ZM173 207L175 208V211L176 213H174V209ZM182 207V208H181ZM194 207V208H193ZM198 207V208H197ZM219 207V208H218ZM233 207V208H232ZM239 207H242V208H239ZM257 208L259 210H256ZM165 208V209H163ZM169 208V209H168ZM200 208V209H199ZM212 208V209H211ZM228 208V210H227ZM155 209V210H154ZM173 209V210H172ZM216 209V210H215ZM223 209V210H222ZM225 209V210H224ZM231 209V210H230ZM238 209V210H237ZM244 209H245V212H244ZM161 210V211H160ZM167 210V211H166ZM219 212H218V211ZM222 210V212H220ZM227 210V211H226ZM243 210V211H242ZM149 211V212H148ZM200 211V212H198ZM232 211V212H231ZM239 211V213H238ZM242 211V212H241ZM251 211V212H250ZM260 211V212H259ZM90 212V213H89ZM148 212V213H147ZM169 212V213H167ZM174 214H173V213ZM227 212V213H226ZM230 212V214H229ZM248 212V213H246ZM256 212V214H255ZM262 212V213H261ZM88 213V214H87ZM139 213V214H138ZM156 213V214H155ZM163 213V215H162ZM173 214L172 216H170V214ZM186 213V214H185ZM245 213V214H244ZM4 216H3V215ZM84 214H87L85 215L83 218L79 219V220H74L72 221L73 219H76V218H79L81 217L82 215ZM128 216H127V215ZM146 214V215H145ZM165 215V218H162V216ZM204 214V215H203ZM219 214V215H218ZM225 214V215H224ZM235 216H234V215ZM236 214H237V217H236ZM244 214V215H243ZM249 214V216L247 215ZM260 214V216H259ZM8 215V216H7ZM122 215V216H121ZM133 215V216H132ZM170 216V218L167 217ZM181 215V216H180ZM217 215V216H216ZM225 217H224V216ZM228 215V216H227ZM244 216V217H240V216ZM247 215V216H246ZM7 216V217H6ZM135 216V217H134ZM143 216V217H142ZM146 216V217H145ZM160 216V218H159ZM176 216V217H175ZM179 216V217H178ZM259 216V217H258ZM262 216V218H261ZM123 217V218H122ZM148 217V218H147ZM151 217V218H150ZM153 217V218H152ZM191 217V219H190ZM204 217V219H203ZM218 217H220L219 219L223 218L224 220H219ZM236 217V218H235ZM247 217V218H246ZM251 217V218H250ZM127 218V219H126ZM138 218V219H137ZM141 218V219H140ZM146 218V219H145ZM176 218V219H175ZM179 218V221H177ZM184 220V223L182 221V219ZM239 218V219H238ZM250 218V219H249ZM9 219V220H7ZM161 219V223L160 222V225H159V221ZM165 219V220H164ZM181 219V220H180ZM189 219V220H188ZM234 219V220H233ZM238 219V220H237ZM13 220V221H12ZM137 220V221H136ZM147 220V222H146ZM175 220L178 222V224H176L177 222H175ZM246 220V221H245ZM259 220V221H258ZM117 221V222H116ZM145 221V222H143ZM155 221V222H154ZM175 223H173V222ZM187 221V222H186ZM211 221V223H210ZM213 221V222H212ZM221 221V222H220ZM248 221V222H247ZM249 221H250V224H249ZM152 222V224H150ZM179 222L181 223V226L179 225ZM216 222V223H215ZM236 226H235V224ZM262 222V223H261ZM5 223V224H4ZM134 223V224H133ZM148 223H149V226H148ZM157 223V224H156ZM257 223V224H256ZM126 224V225H125ZM143 224V225H142ZM170 224V225H169ZM193 226H192V225ZM246 224V225H245ZM254 224V226H253ZM14 225V226H13ZM140 225V226H139ZM155 227H153V226ZM165 227H163V226ZM166 225V226H165ZM233 225V226H232ZM3 226V227H2ZM176 226H177V229H176ZM184 226V227H183ZM191 227V232L190 233L189 229ZM148 227V228H147ZM169 227H173V228H169ZM196 227V228H195ZM233 227V228H232ZM50 228V229H51ZM113 228V229H112ZM119 228V229H118ZM125 228V229H124ZM147 229V230H144ZM150 228V229H149ZM154 230H153V229ZM183 228V229H182ZM261 228V229H260ZM6 229V230H5ZM13 229V231H12ZM15 229V230H14ZM158 229V230H157ZM169 229V231L167 230ZM173 229V230H172ZM181 229H182V232H183V236L182 235V232H181ZM193 229V230H192ZM198 229V230H197ZM8 230V231H7ZM10 230V231H9ZM143 230V231H142ZM161 230V231H160ZM172 230V231H171ZM177 232H176V231ZM123 231V232H122ZM142 231V232H141ZM152 233H150V232ZM165 231H167V233H165ZM180 231V232H179ZM196 231V232H195ZM22 232V234H21ZM111 232V233H110ZM121 232V233H120ZM138 232V233H136ZM148 232V233H146ZM157 232V233H156ZM175 232V233H174ZM189 232V234H188ZM94 235H93V234ZM116 233V235H115ZM159 233H163L162 235H160ZM181 233V234H180ZM25 234V235H24ZM106 234V235H105ZM115 235V239L113 238V236ZM143 234V235H142ZM150 237L154 236L153 239H156V240H153L152 242V238L149 240L150 237H148L149 235ZM155 234V235H153ZM166 234V235H165ZM177 234V235H176ZM188 234V235H187ZM195 234V235H194ZM28 235V236H26ZM124 235V237H123ZM126 235V236H125ZM138 235V236H137ZM185 235V236H184ZM187 235V236H186ZM107 236V237H106ZM112 236V237H111ZM117 236V237H116ZM138 239H137V237ZM144 236V237H143ZM147 236V237H146ZM156 236V237H155ZM163 238H162V237ZM172 236V237H171ZM190 236V237H189ZM53 237V236H51ZM58 237V236H57ZM142 237V238H141ZM146 237V238H145ZM171 237V238H170ZM188 237V238H187ZM86 238V239H85ZM113 240H112V239ZM117 238V239H116ZM123 240H122V239ZM137 240H136V239ZM142 241H140L141 239ZM148 238V239H147ZM161 241V239H164L161 241V244L160 241L158 242V239ZM173 238V241L171 240ZM175 238V239H174ZM88 239V240H87ZM96 240V241H95ZM116 240V241H115ZM126 240V241H124ZM136 240V241H135ZM144 240V241H143ZM148 240V241H147ZM170 240V241H169ZM191 240V241H190ZM26 241V242H25ZM83 241V242H82ZM114 241V243H113ZM124 241V242H122ZM157 242V244L155 242ZM167 241V242H165ZM174 241H178L177 243L180 244L178 247H179V251L181 252H178L177 250V245H175L176 242ZM187 243H186V242ZM26 244H24V243ZM30 242V243H29ZM140 242V243H139ZM145 244H144V243ZM148 242V244H147ZM150 242V243H149ZM172 242V244L170 243ZM215 242V241H214ZM213 242V244H215ZM32 243V244H31ZM110 244V246L108 247V245ZM119 243V244H118ZM122 243V244H121ZM126 243V244H125ZM151 243L154 245H151ZM170 246H169V244ZM174 243V244H173ZM176 243V244H177ZM190 243V244H188ZM198 243V244H197ZM23 244V245H22ZM39 244V245H38ZM106 244V245H104ZM159 244V245H158ZM191 244H194V245H191ZM212 243L210 245H213ZM16 245V246H18ZM21 245V246H20ZM122 245V246H121ZM138 245V246H137ZM171 245H174V246H171ZM181 245H182V248H181ZM186 245V246H185ZM191 245V246H190ZM196 245V246H195ZM27 246V247H26ZM48 246V247H47ZM51 246V247H50ZM125 246V247H124ZM155 246V247H154ZM157 246V247H156ZM161 248H160V247ZM176 246V247H175ZM193 246V247H192ZM84 247V248H83ZM100 247V248H99ZM120 247V248H119ZM124 247V248H123ZM189 247L188 249H191L188 250V249H185V248ZM195 247V248H194ZM173 248H175L176 250H172ZM184 248V249H183ZM197 248V249H196ZM241 248H246L248 249L247 247L245 246H241ZM193 249V251H191ZM196 249V250H195ZM258 249V248H256ZM167 253H165L166 251ZM170 250V252L168 251ZM187 250V251H185ZM203 250V252H202ZM218 251V259L221 261V264H224L223 262L225 261L224 259V252L222 251V249H217ZM189 251V253H188ZM198 252V253H197ZM180 253V255L178 254ZM188 253V254H187ZM194 253V254H195ZM159 254L162 256L161 253H158L156 254L155 258H158L159 261H160V257H159ZM186 254V255H185ZM202 254V255H201ZM155 255V254H153ZM153 255H152V259H153ZM187 256H189L190 258H188ZM195 256V255H194ZM192 257V258H191ZM155 258L154 260L152 261L154 263L155 261ZM163 259V257H161ZM185 259V260H183ZM187 259V260H186ZM194 259V260H195ZM167 259H165L166 261ZM170 260L168 262H170ZM200 260V261H199ZM264 260V259H263ZM157 261V259H156ZM162 261V260H161ZM164 261V260H163ZM186 261V262H185ZM187 261H189L187 263ZM158 262V261H157ZM264 261H261L262 264ZM216 262H211V264H215ZM254 264H258L259 262L255 263L253 262ZM252 263V264H253ZM4 264V263H3ZM10 264V263H9ZM169 264V263H168ZM171 264V263H170ZM217 264V263H216ZM220 264V263H219ZM231 264H235L234 261H232Z\"/></svg>","mask_w":264,"mask_h":264},{"label":"crops","instance_id":"crops-1","mask_svg":"<svg viewBox=\"0 0 264 264\" xmlns=\"http://www.w3.org/2000/svg\"><path fill=\"white\" fill-rule=\"evenodd\" d=\"M240 8H241V10H240ZM240 8L237 7L236 9H234L235 12L231 11L230 13L231 14L232 13L242 14V13L247 12V10L249 12V9H250V11L255 9L252 12H249V13L247 12V14H252L254 12L252 14V15H254L255 11L258 10L257 7H254V6H251L250 8L248 7V9L246 7L245 11L243 9L244 7H240ZM237 9L239 12L241 11L242 13L241 12L239 13L237 11ZM242 9L244 12L242 11ZM257 13H258V11H257ZM236 18L232 19V16H231L230 20L229 21L227 20V22H226V19H228V18L227 17L225 18L224 27L227 28V30H226V28H224L225 33H227L226 31H231L230 34L232 33V35H234V38L232 37L234 40L231 38V41H232L231 42L230 39L227 37H225L224 40L229 39L228 42L226 41V44L233 43L234 41L236 42L235 37H237V42L235 44L225 45V41L220 40L219 43L222 42L223 45H225V46H223L222 44H219V45H221L222 52H221L220 48L217 49V48H215L216 46L214 47L216 50H220V53H218V54L221 56V61H222L221 65L223 67H221L219 69V67H220L219 66L218 69H216V70H215L216 67L210 68V66H212V65H210L211 60H212V58H210V57H212V56H210V55L215 53V49L213 48L214 49L213 50L212 47L218 42V40L216 42L214 41L215 43H213V45H211L212 42H211V40H209V42L211 44L210 43L208 44V50L209 51L207 50L208 52H210V53H207L209 55L208 56L209 60L211 59L209 61L210 64H209V68H208L209 69L208 74L211 72H213V73L218 72L217 74L219 75L218 76L215 73L214 75H212L214 77H212V76H209L212 73L209 75L207 74V76L209 77L210 84L212 83L211 82L212 78H217V77L222 78L221 79L222 85L220 84L217 87L218 89L214 87V91H212L211 90L212 86H209V93H210L209 95L210 96H209L208 103H207V110L209 113L208 123H213V126H215V127L216 126L221 127L224 132H227L225 136L222 137V136L214 135L212 137H209L208 140L206 141V145L204 146L205 149L201 150L199 155L189 154L187 156L180 157L178 162H176L175 164L170 166L167 170L162 171V172H158L151 179L145 181L144 184L142 185V187L137 189L134 193H130L126 189V185L129 184L132 176L135 174L134 173L135 172V169H134L135 157L133 155H127L129 157H126V155H123L122 156L123 158H122L119 156V154H117V156L112 157V155H111L112 152H111L110 158H108L110 155L105 159H104V156L100 155V154L90 155L91 157H95V159H93V158H85L88 156L86 154H84V155L79 156V160H77V158L70 160L71 164L67 165L63 168L62 165L57 164L58 161L54 162L53 160L49 159V157H48L49 161H47V160L43 161V160L39 159V155L37 153V150H32V152L29 155V157H31L30 162H34L35 164L37 163V165H33V166L28 167L26 169H14V166H15L14 163L13 164L12 163L11 164L0 163V212L11 213V214L14 213L15 215H19L23 218L35 217V218L39 219L38 225H36L33 228V231H31L30 235L33 238H35L36 240L46 241V242L53 243L55 245L58 244V246H60V244H62V243L66 244L67 242H69V240H71L72 236L76 233V231L77 230H79V231L83 230L82 229L83 227L75 228V230L72 234L59 235L57 238L51 237L50 236V228H51L50 224L51 223L49 221V217L42 215L41 211H38V210L43 209V211H44L48 208L55 207L56 205L65 204V205L69 206L75 213H77V212L86 213L91 206H96L99 202H102V200L104 199V193H106V195L110 194L112 197L115 194L118 197V195L120 193H125V191H126L124 196L127 198H125L121 203H119V206H117L114 209H112L111 211L107 212L99 220H96L97 225H102V227L108 226V225H110V221L113 220V218L115 216V212L118 211L120 209V207H123L125 204L130 205V203L136 199L135 198L136 194H139V193H141V191H144V190H147L148 188H150L152 186V183L156 179H158L160 176H162V175H164L170 171H171L170 173L175 172V171H177L183 167L195 169L196 173H198V172L205 173L206 177H205V181L203 182V186L205 188L227 189V190L228 189L229 190H232V189L233 190H250V189L256 190V189H262V188L264 189V145H263L264 144V124H263V122H264V119H263L264 118V116H263L264 115V113H263L264 101L263 100H264V98L262 97L263 100L261 99V102L258 101V100H260L259 97L261 98V94L264 92V91H262V92L260 91V89L264 90V88H263V86H264V74H263L264 73V66H263L264 65V38L261 37L262 41H261V39H259L260 36H259V38L257 37L255 39V37L257 35L254 33V30L255 29L260 30L259 28L256 27L257 26L256 23H254L256 26L254 24L248 25V27H250V28H248L247 25L245 24L247 27V31H245L246 27L244 25V22L240 18H238V20H241L242 22L238 21V20L236 21ZM228 22H230V23H228ZM234 22H236L235 23L236 25L231 24ZM237 22H239V26H238ZM226 24L228 26H229V24H231L234 26V28H233V26H232V28L231 27L228 28V26ZM240 25H241V27H240ZM252 26H253V28H255L254 30H253V28L251 29ZM242 27H244L245 29L243 30ZM235 30H236V32H238L240 34L239 35H238V33L236 34V32H234ZM237 30H239V31H237ZM249 30H251L252 33L249 32ZM241 31H244V32H241ZM241 33L243 34V36L241 35ZM249 33L252 35L253 38H251V35H249ZM247 34L249 36H247ZM244 35L246 37H249L248 38L249 40L253 39L255 41V43L260 41L261 45H258V44L255 45V43L249 44V42H251V41H248L247 39H245L246 37ZM238 37H239V39H238ZM253 40H252V42H254ZM247 44H248V46L245 47V45H247ZM252 44H254L255 46L251 47V46H253ZM209 45H210V48L212 50L209 49ZM241 45H244V49L248 48L249 46L251 48L249 47V49H245V51L243 50V52L242 51L239 52L240 50L243 49V46H241ZM237 46H240V48H242V49L239 48V51H237L238 50ZM234 47L237 50H235ZM210 50L214 51V52L211 53ZM223 55H224V57H223ZM224 67H226V69ZM221 69H222L223 73H219L221 71ZM223 69H224V71H223ZM258 75H259V77H257ZM260 76L263 78V81H262V78H260ZM248 79H249V81H247ZM241 80H242V83H244V84L247 83L248 85H250L248 87V88H250L249 91L252 90L251 86L253 87V91H250L249 92L250 94L246 93V96L244 95V93L242 95V93L240 92L241 88H242V83H240ZM250 80L251 81L254 80V81H252L253 83L257 82V84H254V85H256V86L260 85L259 88L256 89V86H253V84H252V82H250ZM239 83L241 85H239ZM261 84L263 85L262 87H261ZM236 85H239V86H236ZM248 85H244L243 89L247 88L245 86H248ZM237 90H240V91H237ZM234 91H236L235 95L238 93L236 96L234 95V97H233L235 99V101H236V99L237 100L239 99V103L242 102V104H246L243 102L244 100L242 101V99H245V102L250 103V104H246L245 106L241 104L243 107V109H242V107L239 105L238 102L235 103V101L230 98V97H232L231 94H233ZM256 91L257 92L259 91L258 93H260V95H258V93ZM247 92H248V89H247ZM229 93H230V97H229ZM253 93H257V95L255 96V94H253ZM251 94H252V96H251ZM227 95L229 98L227 97ZM238 96L241 98H239ZM236 97H238V98H236ZM223 99L225 101H223ZM226 99L229 101V103H231V101H232V104L234 101L235 104H233V105L231 104L232 105L231 106ZM229 99H231V100H229ZM247 100H249V101L251 100V101L249 102ZM253 100L255 101V103ZM221 102H222V105L226 104V106L223 107L221 105ZM224 102H225V104H224ZM258 103H259V106H257V112L255 110L253 111L252 108L255 105H258ZM228 104L230 106V109H229ZM253 104H255V105H253ZM218 105H219L221 110L218 108ZM225 107L227 109H224ZM234 107H235V109L236 108L238 109L237 112L239 111V114L236 112L238 115H236L234 113L236 111L234 109ZM213 108H214V112H212ZM215 108H218V109H216V110H219L218 114H216ZM247 108H249V109L247 110ZM239 109L244 113V114L243 113L242 114L245 118H242L243 116L241 117L242 114L240 115L241 111ZM254 109H256V108L254 107ZM259 109H261V110L263 109V110L261 111ZM210 110H212V111H210ZM232 110H235V111L233 112ZM244 110L247 111L246 113H248V112H250V113L245 115ZM224 111L225 112L227 111L226 114ZM222 112H224V115ZM254 112L256 113V117H254V115H255ZM232 113H234V115ZM259 113H260V116H259ZM250 114H252L253 116L252 115L250 116ZM215 116L218 119L214 118ZM233 116L234 117L237 116L238 118L237 117L234 118ZM258 116L260 117V119ZM250 117H251V119L254 118L255 120L254 119H253L254 121L251 120ZM257 117H258V119H257ZM241 119H243V120H241ZM244 119H248V120L245 122ZM255 121H257V122H255ZM258 122H260L259 124H261L262 126L257 124ZM200 124L201 123H195V126L200 125ZM250 124H252L254 126L251 125L252 126L251 127ZM255 124H257V125L255 126ZM259 130H260V132H259ZM16 134L18 136H20L19 137L20 139L29 143V141L24 139L22 134H18V133H16ZM4 135H0L1 141H5V140L11 138V137L9 138V137L4 136ZM29 136H30V138H32L33 140H35L37 142V140L33 136H31V135H29ZM196 138H197L196 139L197 141L200 140L198 138V136ZM37 146H38V143H37ZM125 153L127 154V152H125ZM26 155L28 156V154H26ZM24 156L22 155L18 159L19 163L25 164V162H23ZM64 159L65 158L61 159V161ZM92 168L95 169L94 176L93 175L92 176L94 178H97L96 181H97V185H98V187H97L98 193H97V196L95 195L94 198H91L88 201L82 200L80 198V196H78L77 198H75V200L73 199L70 202L69 201L65 202V201L59 200V199H57V201L54 202L55 199L51 198V196H54V194H53L52 186L50 185V183L38 181L40 179L39 174L42 173L43 175H45V173H47V176H48L50 174L49 171H59V172H63V173L64 172H76L82 176L83 175L86 176V173H88V171L91 170ZM246 172L251 173V175L247 176V177L245 176L242 178H235L234 180H230L227 176L228 174H231V173L238 174V173H246ZM37 174H38V178H37ZM37 181L40 183V185H43L45 187V190H43L39 186V184L36 183ZM108 185H110L111 188L107 189ZM254 185H256V186H254ZM247 187H249V188H247ZM105 190L109 191V193H107ZM76 199H78V200H76ZM21 234H22V232H21ZM20 239H21V237H20L19 233H17L16 235H13L12 233H7L4 230H0V258H1L0 264H2V263H4V264H9V263L10 264H23V263H26L28 261V259L30 260V261H28V264H30V263L31 264H43V263L44 264H85V263L86 264H100V263L101 264H118V262H116L117 260L120 262L119 264H126V263L127 264H137L138 261H136V263H135V260H131V262H130L129 259L132 257V255H136V256L143 255V257H142V258H144L143 260L140 258V256L137 259L139 260V258H140L142 260V264L143 263L144 264L145 263L151 264V263H153L151 260L152 258L150 259V257H146V256H150V254L152 256L153 254L156 255L159 252H162V249H159V251L157 249H152V250L149 249L148 253H147V249H145V250L144 249H121V250L120 249H118V250H116V249H85V251H82L84 249H79V250L78 249H75V250L74 249H51V250L50 249H14L15 251L12 250L13 248L16 247V245L18 244V241ZM213 242L215 244H213ZM211 243L213 245H210ZM241 246H245L247 248L250 247L249 249L258 248V249L264 250V236L257 237L256 239H252L251 237H243V236H229L228 237V236H225L222 234H214L206 242L205 249H246V248H241ZM110 250H112V252ZM123 250H126V251H123ZM28 251H29L30 255L27 254ZM88 251L91 254L90 255L91 257L89 256ZM122 251H123V253H122ZM140 251H141V253H140ZM81 252H82V254H81ZM114 252H116L117 254L119 252L120 255L119 254L118 255L120 258L117 257V255H115L116 253H114ZM137 252H139V253H137ZM143 252H145V253L142 254ZM108 253H110V254H108ZM135 253H137V254H135ZM35 254H37V255H35ZM46 254L48 255V257ZM102 254H104V255H102ZM76 255L78 258L76 257ZM26 256L29 258H26ZM113 256L114 257L116 256V257L113 258ZM110 257H112V258H110ZM133 257H135V256H133ZM81 259H83V260H81ZM36 260H38V261H36ZM95 260H98V261H95ZM141 260H139V262ZM70 261H71V263H70ZM81 261H83V262H81ZM139 262H138V264H140ZM156 262L157 261H155V263ZM162 262L167 263V261H159L158 264H160Z\"/></svg>","mask_w":264,"mask_h":264},{"label":"bare ground","instance_id":"bare-ground-1","mask_svg":"<svg viewBox=\"0 0 264 264\" xmlns=\"http://www.w3.org/2000/svg\"><path fill=\"white\" fill-rule=\"evenodd\" d=\"M6 1H7V0H6ZM11 1H12V0H11ZM27 1H28V0H27ZM36 1H37V0H36ZM50 1H51V0H48V1H47L48 3H46V4H48V5H49L50 3L52 4V1H51V2H50ZM54 1H55V0H54ZM68 1H69V0H68ZM70 1H73V0H70ZM70 1H69V2H70ZM76 1H77V0H76ZM82 1H83V0H82ZM87 1H89V0H86V1L84 0V1H83V3L85 2V3H87V4H83V3H80V2H79L78 7L80 6L79 8H80V9L82 8V11L85 10V9H88V10H92V9H93V10H97V7H99L100 9H105V10H106V8H107L106 13H107L108 15H110L109 17H107V15H106L107 18H111V16L114 17L113 15H111V13H112L113 10H115L116 8H117V9H116V14L112 13V14H114L115 16H116L117 14H119L120 11L125 10V9L127 10L128 7L130 6V2H131V3L133 2L132 0H124V1H123V0H94V1H93V0H92V1L90 0L91 2L89 1V2H90V4H89V2H87ZM154 1H155V0H154ZM185 1H186V0H185ZM190 1H191V0H190ZM193 1H194V0H193ZM207 1H209V0H207ZM216 1L218 2L219 0H215V2H216ZM223 1H224V0H223ZM223 1H221V2H223ZM228 1H229V0H228ZM236 1H237V0H236ZM239 1L242 2V0H239ZM239 1H238V2H239ZM243 1H244V0H243ZM247 1H248V0H247ZM13 2H14V1H13ZM21 2H22V1H20V3H21ZM37 2H38V1H37ZM56 2H58V1H56ZM56 2H55V3H56ZM61 2H63V1L60 0V2H59L60 6L62 5ZM64 2H67V1L65 0ZM106 2H107V3L109 2V3H108V4H104V3H106ZM110 2H112V4H111ZM124 2L126 3V5H125ZM139 2H140V1H139ZM139 2H138V3H139ZM144 2H145V1H144ZM144 2H143V4H144ZM150 2H151V0H150ZM173 2H174V1H173ZM182 2L184 3V0H183ZM188 2H189V1H188ZM198 2H199V1H198ZM205 2H206V1H205ZM210 2H212V1H210ZM217 2H216V3H217ZM244 2H245V1H244ZM244 2H243V3H244ZM248 2H249V1H248ZM11 3H12V2H11ZM23 3H24V2H23ZM77 3H78V2H77ZM101 3H102V4H101ZM113 3H114V4H113ZM123 3H124V4H123ZM128 3H129L128 7H127V8H126V7L123 8V6H124V5L127 6ZM147 3H148V2H147ZM191 3H194V2H191ZM203 3H204V2H203ZM225 3H226V2H225ZM225 3H222V4H225ZM232 3H233V2H231V4H232ZM246 3H247V2H246ZM253 3L255 4V1H253ZM14 4H15V3H14ZM14 4H13V5H14ZM31 4H32V3H31ZM51 4H50V5H51ZM53 4H54V3H53ZM74 4H75V3H74ZM100 4L102 5V7H100V6H101ZM116 4H117V5L119 4V5L116 6ZM122 4H123V5H122ZM140 4H141V3H140ZM145 4H146V3H145ZM180 4H182V3H180ZM189 4H190V3H189ZM205 4H207V2H206ZM208 4H209V3H208ZM212 4H213V7L216 5V4L214 5V2H213ZM220 4H221V3H220ZM228 4H229V3H228ZM244 4H245V3H244ZM254 4H253V5H254ZM2 5H3V7H4V4H3V3H2ZM2 5L0 4V6H2ZM8 5H9V2H8ZM8 5H7V6H8ZM17 5H18V4H17ZM23 5H24V4H23ZM25 5H27V4H25ZM35 5H36V4H35ZM38 5H40V4H38ZM44 5H45V3H44ZM50 5H49V6H50ZM57 5H58V4H57ZM57 5H54V6H57ZM66 5H68V4H66ZM104 5H105V7H104ZM120 5H121V8H123L122 10H121V8H120ZM135 5H136V6H139V4H137V3H136ZM141 5H142V4H141ZM172 5H173V3H172ZM178 5H179V4H178ZM178 5H176V6H178ZM185 5H186V3H185ZM185 5H184V6H185ZM201 5H202V4H201ZM201 5H198V6H201ZM209 5H210V4H209ZM225 5H226V4H225ZM232 5H233V4H232ZM237 5H238V4H236V8H237L238 6H241L242 4L239 3V5H238V6H237ZM251 5H252V4H251ZM258 5H259V3H258ZM10 6H11V5H10ZM20 6H22V4L19 5V7H20ZM30 6H31V5H30ZM33 6H34V5H33ZM54 6H53V7H54ZM60 6L58 5L57 7H60ZM110 6H111V7H110ZM113 6H114V7L116 6L115 9H114ZM133 6H134V5H133ZM136 6H135V7H136ZM145 6H147V4H146ZM173 6H174V5H173ZM179 6H180V5H179ZM190 6H191V5H190ZM198 6H197V8H198ZM211 6H212V5H211ZM234 6H235V5H234ZM242 6H243V5H242ZM39 7H40V6H39ZM41 7H42V6H41ZM50 7H51V6H50ZM135 7H134V8H135ZM141 7H142V10H143V6H141ZM160 7H161V6H160ZM180 7H181V6H180ZM186 7H187V5H186ZM188 7H189V6H188ZM219 7H220V6H219ZM224 7H226V6H224ZM224 7H223V8H224ZM231 7H232V6H231ZM246 7H247V9H248V7L250 8L251 6H246V5H245V7L243 8L244 11H245V8H246ZM8 8H9V6H8ZM10 8H11V7H10ZM20 8H21V7H20ZM20 8H19V9H20ZM23 8H24V7H22L21 10H22ZM55 8H56V7H55ZM63 8H64V7H63ZM109 8H112L113 10H110ZM118 8H120V9H118ZM129 8H131V7H129ZM191 8H192V7H191ZM201 8H202V7H201ZM221 8H222V6H221ZM236 8H234V9H236ZM239 8H240V7H239ZM27 9H28V8H26V10H27ZM44 9H47V8L45 7ZM48 9H49V7H48ZM70 9H71V8H70ZM100 9H98V11H99ZM149 9H150V8H149ZM184 9H185V8H184ZM187 9H188V8H187ZM192 9H194V7H193ZM195 9H196V8H195ZM195 9H194V11H195ZM207 9H208V8H207ZM210 9H211V8H209V10H210ZM215 9H216V8H215ZM224 9H226V8H224ZM243 9H242V11H243ZM247 9H246V10H247ZM0 10H1V9H0ZM13 10L15 11L16 9H13ZM51 10H52V9H51ZM59 10L62 11V12H64L62 8L59 9ZM64 10H65V9H64ZM109 10H110V11H109ZM128 10L130 11V9H128ZM132 10H133V9H132ZM144 10H145V8H144ZM173 10H174V9H173ZM180 10H181V9H180ZM196 10H198V9H196ZM211 10H212V9H211ZM211 10H210V11H211ZM219 10H220V9H219ZM219 10H218V12H219ZM231 10H232V9H231ZM240 10H241V8H240ZM254 10H255V9H254ZM254 10H251V11H250V9H249V12H252V11H254ZM16 11H17V10H16ZM16 11H15V12H16ZM18 11H19V10H18ZM35 11H36V10H35ZM49 11H50V10H49ZM49 11H47V12H49ZM53 11H55V10L53 9ZM57 11H58V9H57ZM57 11H56V12H57ZM65 11H66V10H65ZM67 11H68V10H67ZM69 11H70V10H69ZM74 11H75V10H74ZM74 11H73V12H74ZM103 11H104V10H103ZM107 11H108V12H107ZM129 11H128V12H129ZM145 11H147V10H145ZM162 11H163V10H162ZM171 11H172V10H170V13H171ZM194 11H193V12H194ZM199 11H200V10H199ZM207 11H208V10H207ZM223 11H224V10H223ZM225 11H228V10L226 9ZM225 11H224V13H225ZM233 11H234V10H233ZM233 11H232V12H233ZM237 11H238V9H237ZM244 11H243V12H244ZM12 12H13V11H12ZM20 12H21V11H20ZM26 12H27V11H26ZM85 12H86V10L83 11L82 13H85ZM101 12H102V11H101ZM104 12H105V11H104ZM110 12H111V13H110ZM114 12H115V11H114ZM122 12H125V11H122ZM128 12H127V13H128ZM132 12H133V11H132ZM136 12H137V10H136ZM172 12H173V11H172ZM218 12H217V13H218ZM229 12H230V11H229ZM234 12H235V11H234ZM238 12H239V11H238ZM238 12H237V13H238ZM240 12H241V11H240ZM240 12H239V13H240ZM247 12H248V10H247ZM247 12H245V13H247ZM249 12H248V13H249ZM10 13H11V12H10ZM10 13H9V14H10ZM17 13H18V12H17ZM28 13H29V12H28ZM38 13H39V12H38ZM38 13H37V14H38ZM44 13H45V12H44ZM54 13H55V12H54ZM67 13H68V12H67ZM106 13H105V14H106ZM109 13H110V14H109ZM127 13H126V14H127ZM174 13H175V10H174ZM205 13H206V12H205ZM220 13H221V12H219L218 15H220ZM222 13H223V12H222ZM222 13H221V14H222ZM241 13H242V12H241ZM245 13H243V14L245 15ZM253 13H254V12H253ZM253 13H252V14H253ZM9 14H8V15H9ZM18 14H20L19 16H21V13H18ZM23 14H24V13H23ZM29 14H30V13H29ZM48 14H50V13H48ZM51 14H52V13H51ZM91 14H92V13H91ZM105 14H104V15H105ZM120 14H121V13H120ZM129 14H131V13H129ZM143 14H144V13H143ZM175 14H177V13H175ZM185 14H186V13H185ZM210 14H211V13H210ZM259 14H260V13H259ZM5 15H6V13H5ZM53 15H57V16H58V15H59V11H58V14L55 13V14H52V16H53ZM61 15H63V14H61ZM73 15H74V13H73ZM123 15H124V13H123ZM123 15H120V16H122L121 18H120V16L118 15L119 17H118V16H117V17H118L119 19H117V20H116L117 17H116V18L114 17L113 19L111 18V24H110V25H112V23H115V22H117V21L119 22V20H120V23H116L117 25H118V24H119V25L121 24L120 27H119V25H118V29L121 28L123 31H125V32H122V31H121V32L125 35L124 37L126 38L127 43H129V44H130L131 42L134 43L133 48H134V47L136 48V50H135L134 53H137V54H138V53L140 52L141 54H146V53H147L148 55L152 54L154 50H152V49L150 48L151 45H154V43H155V45L158 44V43H159V45H161V39L158 37V32H154V33H152L151 35H153V36H152V38H150L151 40H150V42H148L149 44L145 45V46L142 48V47H141V44H145V40H143V39H146L148 33H151V32H150V31L148 32V27H147L146 25L141 26L140 24H134V23H136V22H134L133 24H131L130 19H129V21H127L128 18H127V20H126V19L123 17ZM141 15H142V13H141ZM171 15H172V14H171ZM173 15H174V14H173ZM187 15H189V14H187ZM191 15H192V14H191ZM193 15H194V14H193ZM195 15H196V14H195ZM207 15H208V14H207ZM211 15H213V14H211ZM218 15L216 14L217 17H218ZM226 15H227V14H225V16H226ZM233 15H234V14H233ZM240 15H241V14H240ZM244 15H243V16H244ZM255 15H258V14H257V11H255ZM22 16H24V17H21V19H20V21H19L20 24L17 23V26H16V25L14 26V25H12V24L10 23L11 26H14V27H12V28H15V27L18 28L17 30H15V32L18 31L17 34H19V35L21 36V38H23L22 41H23V40L26 41V38H28L29 35H30L29 33H31L30 29H32L34 26H35V28L33 29L34 32H36L37 34H40V35H41V34L45 31V29H46L45 27H48V24L50 25V23H47V26H45V25L40 26L41 23L46 24V23H44V22H46L47 19L50 20V18H49L48 16H47L48 18H46V21H43V22H40V21H39V23H36L34 20H32V18L30 17L31 15H28V16L30 17L31 20L28 19V16H27V15H22ZM34 16H35V15H34ZM37 16H38V15H37ZM43 16H44V14L42 15V17H43ZM52 16H51V17H52ZM57 16H55L56 18L53 17V19H55V20H54V24H56V23H60V24H58V25H61L62 23H64V21L62 22L61 18L59 17V18H60V19H59ZM76 16H77V15H76ZM80 16H82V14H81ZM88 16H89V15L84 14V16H82V18L80 19V21H81L80 23H82V21H85L86 18H87ZM126 16H128V15H126ZM130 16H131V15H130ZM196 16H197V15H196ZM209 16H210V15H209ZM213 16H215V13H214ZM220 16H221V15H220ZM223 16H224V15H223ZM229 16H230V13H228V16H226V17L228 18ZM236 16H237V14H236ZM238 16H239V15H238ZM247 16H248V15L246 14L245 17H247ZM16 17H17V16H16ZM16 17H14V18H16ZM45 17H46V14H45ZM63 17H66V16H63ZM92 17H93V15H92ZM139 17H140V14H139ZM148 17H149V16H148ZM174 17H176V15H175ZM226 17H225V18H226ZM251 17L253 18V16H251ZM6 18H7V17H6ZM12 18H13V17H12ZM19 18H20V17H19ZM34 18H35V17H34ZM38 18H39V17H38ZM43 18H44V17H43ZM93 18H94V17H93ZM131 18H132L131 20L133 21V19H134V14H133V17H131ZM136 18H137L136 20L140 19V18H138L137 16H136ZM188 18H189V17H188ZM191 18H192V16H191ZM218 18H219V17H218ZM223 18H224V17H223ZM235 18H236V17H235ZM243 18H244V17H243ZM248 18L250 19V16H248ZM255 18H256V16H255ZM258 18H259V17H257V19H256L255 21H258L259 19H262V17H260L259 19H258ZM0 19H1V17H0ZM53 19H52V20H53ZM56 19H57V20H56ZM124 19L127 21V23L129 22L130 25H129V23H128V25H127V24L124 25V23H125V20H124ZM200 19H201V18H200ZM210 19H211V18H210ZM212 19H213V18H212ZM212 19H211V20H212ZM215 19H217V18H215ZM220 19H221V18H220ZM232 19H233V18H232ZM240 19L242 20V17H241V16H240ZM249 19H248L247 21H249V23H250V20H249ZM8 20H9V19H8ZM59 20H60V22H59ZM74 20H75V19H74ZM87 20H88V19H87ZM113 20H114V21L116 20V21L114 22ZM145 20H146V19H145ZM145 20H144V22H145ZM194 20H195V19H194ZM213 20H214V19H213ZM224 20H225V19H224ZM224 20H223V21H224ZM227 20H228V19H226V22H227ZM229 20H230V19H229ZM237 20H238V17L236 18V21H237ZM241 20H238V21H241ZM11 21H13V20H11ZM32 21H33V22H32ZM37 21H38V20H37ZM41 21H42V18H41ZM65 21H66V20H65ZM93 21H94V20H93ZM109 21H110V20H109ZM183 21H184V19H183ZM183 21H182V23H184ZM186 21H187V19H186ZM200 21H201V20H200ZM200 21H199V22H200ZM202 21H203V20H202ZM204 21H205V20H204ZM204 21H203V22H204ZM206 21H207V20H206ZM208 21H209V20H208ZM214 21H215V20H214ZM217 21H218V20H217ZM223 21H220V22L224 23ZM234 21H235V20H234ZM245 21H246V20H245ZM262 21H264V18H263L262 20H260V22H261L260 24H262V26H264V25H263L264 22L262 23ZM6 22H7V21H6ZM8 22H9V21H8ZM48 22H49V21H48ZM50 22H51V20H50ZM52 22H53V21H52ZM55 22H56V23H55ZM61 22H62V23H61ZM69 22H70V21H69ZM122 22H123V23H122ZM156 22H158V21H156ZM197 22H198V21H197ZM230 22H231V21H230ZM230 22H228V23H230ZM241 22H242V21H241ZM252 22H253V21H252ZM252 22H251V23H252ZM258 22H259V21H258ZM0 23H1V22H0ZM13 23H15V20H14ZM66 23H67V22H66ZM83 23H84V22H83ZM101 23H102V22H101ZM104 23H105V22H104ZM106 23H107V22H106ZM106 23H105V25H108V24H109V23H108V24H106ZM139 23H140V22H139ZM187 23H188V22H187ZM205 23H206V22H205ZM209 23H210V22H209ZM212 23H213V22H212ZM235 23H236V22L231 23V24L236 25ZM237 23H238V26H239V22H237ZM251 23H250V24H251ZM255 23H257V22H255ZM1 24H2V23H1ZM35 24H36V25H35ZM38 24H40V25H39L40 27L38 26ZM54 24H53V25H54ZM64 24H65V23H64ZM68 24H69V23H68ZM71 24H72V23H71ZM97 24H98V23H97ZM116 24L112 25L110 28H109V25H108V26H107V29H109V30L112 31V32H114L113 30H118V29L115 28V27H116V26H115ZM122 24L124 25L123 27H122ZM141 24H143V23H141ZM184 24H185V23H184ZM210 24H211V23H210ZM220 24H221V23H220ZM231 24H229V26H228L227 24H226V25L228 26V28H230V27L232 28L233 25H231ZM247 24H248V23H247ZM252 24H254V23H252ZM252 24H251V25H252ZM258 24H259V23H258ZM258 24H257L258 27H257L255 24H254V25H255L257 28L260 29L262 26H261V25H258ZM51 25H52V24H51ZM101 25H102V24H101ZM103 25H104V24H103ZM157 25H158V24H157ZM169 25H170V24H169ZM171 25H173V24H171ZM171 25H170V26H171ZM181 25H182V24H181ZM195 25H196V24H195ZM204 25H205V24H204ZM207 25H208V24H207ZM221 25H222V24H221ZM244 25H245V22H244ZM18 26H20V27H18ZM44 26H45V27H44ZM74 26H75V25H74ZM95 26H97V25H95ZM95 26H94V27H95ZM98 26H100V25H98ZM98 26L95 27V28H96V30H95V31H96V34H95V32H92V31H91V33L95 34L96 36H97V30H103V29H101V26H100V29H97V28H99ZM114 26H115V27H114ZM158 26H159V25H158ZM166 26H167V25H166ZM170 26H169V27H170ZM191 26H192V25H191ZM191 26H190V27H191ZM200 26H201V25L199 24V27H200ZM217 26H218V24H217ZM217 26H215V28H216ZM242 26H243V25H242ZM36 27H39L40 31L43 30V28H45V29H44V31L39 32V30H38ZM49 27H50L51 29H53L52 26H49ZM54 27H55V26H54ZM66 27H67V26H66ZM72 27H73V25H72ZM86 27H87V26H86ZM156 27H157V26H156ZM180 27H181V26H180ZM180 27H179V25H178V28H180ZM182 27H184V26H182ZM193 27H194V26H193ZM195 27H196V26H195ZM195 27H194V28H195ZM222 27H223V26H222ZM240 27H241V25H240ZM245 27H246V25H245ZM247 27H248V25H247ZM247 27H246V30H245V31H247ZM9 28H11V27H9ZM12 28L9 29V31L14 32V31H12ZM16 28H15V29H16ZM55 28H57V24H56V27H55ZM73 28H74V27H73ZM79 28L81 29V26H80ZM95 28H94V29H95ZM112 28H114V29H112ZM176 28H177V27H176ZM176 28H175V30H176ZM187 28H188V26H187ZM200 28H201V27H200ZM200 28H198V29H200ZM203 28H204V26H203ZM203 28H201V29H203ZM224 28H226V27H224ZM233 28H234V26H233ZM242 28H243V30L245 29L244 27H242ZM248 28H250V27H248ZM252 28H253V26L251 27V29H252ZM263 28H264V27H263ZM263 28H261V29H263ZM35 29H37L38 31H36ZM47 29L49 30V28H47ZM66 29H67V28L63 29L62 27H61V29H59V28H57V29H53V34H51V35H52V39L50 38L51 41L48 40L49 38H47V40H46L45 37H43V38L46 40L45 43H46L47 41H49V42H54V43H50V44L53 45V48L55 47V46H54L55 44H59V45L61 44L60 47H61V46L66 47L67 44H68L67 41L69 42V39H71V38H69V37H71L73 34H75V32H73L72 35H69V34H70V33L68 32L69 29H68V30H66ZM82 29H83V28H82ZM82 29H81V30H82ZM88 29H89V31H88ZM88 29H87L86 31L90 32V29H91V28L89 27ZM92 29H93V27H92ZM92 29H91V30H92ZM94 29H93V31H94ZM111 29H112V30H111ZM160 29H162V28H160ZM171 29H172V28H171ZM189 29H190V28H189ZM198 29H197V30H198ZM236 29H237V28H236ZM238 29H239V28H238ZM254 29H255V28H253V30H254ZM261 29H260V30H261ZM2 30H3V28H2ZM13 30H14V29H13ZM59 30H60V31H59ZM104 30H106V29H104ZM119 30H120V29H119ZM152 30H153V29H152ZM226 30H227V28H226ZM231 30H232V29H231ZM3 31H4V30H3ZM6 31H7V30H6ZM6 31H5V32H6ZM46 31H47V30H46ZM165 31H166V30H165ZM199 31L202 32V30H199ZM199 31H198V33H199ZM203 31L205 32L204 29H203ZM212 31H213V30H212ZM220 31H221V30H220ZM237 31H239V30H237ZM262 31H263V30H262ZM15 32H14V33H15ZM28 32H29V33H28ZM47 32H48V31H47ZM49 32H50V31H49ZM49 32H48V33H49ZM88 32H86V35L89 34ZM147 32H148V33H147ZM204 32L202 33L203 35H204ZM206 32H207V31H206ZM222 32H223V31H222ZM226 32H227V31H226ZM230 32H231V31H229V33H230ZM234 32H236V30H235ZM241 32H244V31H241ZM249 32H251V30H249ZM260 32H261V31H260ZM260 32H257V33L259 34ZM263 32H264V31H263ZM8 33H9V32H8ZM8 33H7V34H8ZM26 33L29 34V35H27ZM87 33H88V34H87ZM117 33H118V32H117ZM161 33H162V31H161ZM181 33H182V32H181ZM181 33H180V34H181ZM237 33H238V32H236V34H237ZM245 33H246V32H245ZM251 33H252V32H251ZM254 33L257 35L256 37L254 36L255 39H256L257 37L259 38V35L256 33V30H254ZM261 33H262V32H261ZM0 34H2V33H0ZM77 34H78L79 36H81V37H79V36L77 37L78 40H79V38H81V41H83L84 38H83V40H82V37H83V34H84V33H83V32H81V33H78V32H77ZM81 34H82V35H81ZM99 34H100V33H99ZM110 34H111V32H110ZM118 34H119V33H118ZM118 34H117V35H118ZM123 34H121V35H123ZM174 34H175V36H176L175 38H178V37H179V36H178V35H179L178 31H177V34H178V35L176 34V32H175ZM199 34H200V33H199ZM215 34H216V33H215ZM223 34H224V33H223ZM233 34H234V33H233ZM239 34H240V33H238V35H239ZM11 35H12V34H11ZM19 35H18V36H19ZM33 35H34V34H33ZM33 35H31V36H33ZM40 35H39V37H37V35L35 34L32 38H31V36H30V37H29V40H30V38H31V40L34 41V40H35L34 37H35V38L37 37V38L41 39V38H40V37H41ZM89 35H90V34H89ZM102 35H103V33H102ZM114 35H115V33H114ZM121 35H119V36L121 37ZM159 35H160V33H159ZM164 35H165V34H164ZM227 35H229V34L227 33ZM230 35H232V33H231ZM241 35L243 36L242 33H241ZM249 35H251V34L249 33ZM249 35L247 34V36H249ZM263 35H264V34H263ZM263 35H262V36H263ZM16 36H17V35H16ZM18 36H17V37H18ZM76 36H77V35H76ZM126 36H128V37H126ZM160 36H162V34H161ZM183 36H185V34H184ZM201 36H202V35H201ZM216 36H218V33L216 34ZM223 36H224V35H223ZM223 36H222V37H223ZM242 36H241V37H242ZM244 36H245V35H244ZM262 36H261V37H262ZM0 37H1V36H0ZM87 37H88V36H87ZM102 37H103V36H102ZM115 37H116V36H115ZM117 37H118V36H117ZM120 37L118 38V39L120 40L119 42H122ZM122 37H123V36H122ZM150 37H151V36H150ZM167 37H168V36H167ZM172 37H173V36H172ZM218 37H219V36H218ZM228 37H229V36H228ZM241 37H240V38H241ZM245 37H246V36H245ZM261 37H260L259 39H261V41H262V38H261ZM6 38H7V37H6ZM6 38H5V39H6ZM8 38H9V37H8ZM11 38H12L11 41H13V37H11ZM14 38H15V36H14ZM37 38H36V40H35V41H37V42H36L37 44H39V45H41V43L44 44V43L42 42V41H44V40H42L40 43H38ZM54 38H55V39H54ZM95 38H96V39H99V37H98V38L95 37ZM100 38H101V37H100ZM112 38H114V37H112ZM158 38H159V39H158ZM180 38H182L181 35H180ZM224 38H225V36H224ZM231 38H232V37H229L230 41H231ZM233 38H234V37H233ZM233 38H232V39H233ZM242 38H243V37H242ZM248 38H249V37H246L245 39H247L248 41H251V42H249V44H250V43H255V41H254L253 39H252V40H253L254 42H252V40H249ZM251 38H253L252 35H251ZM263 38H264V36H263ZM1 39H2V41H3V38H1ZM1 39H0V40H1ZM75 39H76V38H75ZM101 39H102V38H101ZM103 39H104V38H103ZM114 39H116V38H114ZM123 39H124V38H122V40H123ZM166 39H167V38H166ZM166 39H164V40H166ZM178 39H179V38H178ZM178 39H177V41H178ZM184 39H185V38H184ZM186 39H188V38H186ZM192 39H193V38H191V40H192ZM206 39H207V38H206ZM219 39H222V38H221V35H220ZM229 39H228V40H229ZM235 39H236V42H237V37H235ZM238 39H239V37H238ZM27 40H28V39H27ZM31 40H30V41H31ZM72 40H74V38H73ZM76 40H77V39H76ZM76 40H75V43L77 42V43H79V44H75L74 41H73V42L71 41V42L74 43L76 46L80 45L78 48H80L81 46L84 47L83 44L81 45V42L76 41ZM86 40H87V39H86ZM88 40H91V38L88 37ZM171 40H172V39H171ZM182 40H183V39H179L178 42H180V41H182ZM188 40H189V39H188ZM188 40H187V42H188ZM195 40H196V39H195ZM217 40H218V39H217ZM228 40H227V39H226V40L223 39V41H225V45L235 44V43H236V42L234 41L233 43H228V44H226V41L228 42ZM233 40H234V39H233ZM257 40H258V39H257ZM22 41H21V43L19 42L18 46H20L22 43H24V42H22ZM30 41H29V42H30ZM33 41H32V43L36 44L35 41H34V42H33ZM92 41H93V40H92ZM109 41H110V39H109ZM117 41H118V40H117ZM159 41H160V42H159ZM177 41H176V42H177ZM214 41L216 42V40H214ZM214 41H213V43H215ZM219 41H220V40H218V42H217L218 44L216 43V44L212 47V49L216 46L215 48H217V49L220 48V49H221V52H222L221 45H219V44H222V45H223V43H222V42L219 43ZM230 41H229V42H230ZM238 41H239V40H238ZM13 42H14V45H15V41H13ZM71 42H69V44H72ZM87 42L89 43V41H87ZM93 42H95V41H93ZM98 42H99V41H97V43H98ZM111 42H112V41H111ZM111 42H110V43H111ZM119 42H118V44H119ZM169 42H170V40H169ZM173 42H174V40H173ZM176 42H175V44H176ZM211 42H212V41H211ZM231 42H232V41H231ZM256 42H257V41H256ZM258 42H259L260 44H259ZM258 42L255 43V45H256V44L261 45V42H260V41H258ZM3 43H4V42H3ZM27 43H28V41H27ZM30 43H31V42H30ZM32 43H31V45L28 43V45L30 46V48H32ZM82 43H84V42H82ZM85 43H86V42H85ZM95 43H96V42H95ZM95 43H94V44H95ZM100 43H103V42H100ZM104 43H105V41H104ZM104 43H103V44H104ZM112 43H113V42H112ZM166 43H167V42H166ZM183 43H184L183 41H182V43L180 42L181 45H183ZM192 43H193V42H192ZM192 43H191V44H192ZM199 43H200V42H199ZM199 43H198V45H199ZM209 43H210V42H208V44H209ZM213 43H212V44L210 43V44L213 45ZM34 44H33V45H34ZM50 44H47V43H46V48H47V46H50ZM65 44H66V45H65ZM69 44H68V45H69ZM74 44H73V47H74L75 50H76L77 48H76V46H75ZM103 44H102V45H103ZM108 44H109V43H108ZM122 44H123V43H122ZM124 44H126V43H125V40H124ZM124 44H123L122 47H126V46H124ZM129 44H126V45H129ZM170 44L172 45V46L170 45L171 47H174L172 43H170ZM184 44H185V43H184ZM188 44H189V43H188ZM196 44H197V43H196ZM208 44H205V46H204V45H202V46H204V47L206 48V45H208ZM2 45H3V44H2ZM16 45H17V43H16ZM22 45H23V44H22ZM24 45H26V43H24ZM28 45H27V46H28ZM88 45H90V44H88ZM95 45H96V44H95ZM104 45H106V44H104ZM114 45H115V44H114ZM159 45H158V46H159ZM165 45H166V44H165ZM225 45H223V46H225ZM252 45H253V46H251V47H254V46H255L254 44H252ZM35 46H36V45H34V47H35ZM37 46H38V45H37ZM57 46H58V45H57ZM91 46H94V45L91 43ZM91 46H90V47H91ZM99 46H100V45H99ZM99 46H96V47L94 46L95 50H96V48H99ZM130 46H131V45H130ZM156 46H157V45H156ZM166 46H167V45H166ZM166 46H165V47H166ZM175 46H176V45H175ZM179 46H180V45H179ZM183 46H185V45H183ZM187 46H188V45H187ZM192 46H197V45H194V44H193ZM199 46H200V45H199ZM202 46H200V48H201ZM217 46H218V47H217ZM219 46H220V47H219ZM230 46H231V45H230ZM241 46H243V49L240 48V46H237V47H238V50L235 49V47H234V49L237 50V51H239V48H240V49H242V50H240L239 52H241V51L243 52V50L245 51V49H249V47H250V46H249L248 48H245V49H244V45H241ZM247 46H248V44L245 45V47H247ZM14 47H15V46H14ZM25 47H26V46H25ZM25 47L23 46L24 49L27 48V47H26V48H25ZM38 47H39V46H38ZM44 47H45V46H44ZM63 47H61V48H63ZM83 47H82V48H83ZM104 47H106V46H104ZM116 47H117V46H116ZM159 47L161 48V46H159ZM189 47H190V46H189ZM204 47H203V48H204ZM237 47H236V48H237ZM251 47H250V48H251ZM18 48H19V47H18ZM28 48H29V47H28ZM40 48H42V47H40ZM68 48H69V47H68ZM68 48L66 47V50H67ZM70 48H71V47H70ZM82 48H81V49H82ZM87 48H88V47H87ZM87 48H86V49H87ZM101 48H103V47L101 46ZM152 48L155 49V47H152ZM177 48H178V46H177ZM181 48H182V47H181ZM191 48H193V47H190V49H191ZM215 48H214V49H215ZM20 49L22 50V48H20ZM20 49H18V50H20ZM24 49H23V50H24ZM33 49H34V48L29 49V51H32ZM37 49L40 50L39 48H37ZM44 49H45V48H44ZM47 49H48V48H47ZM49 49H51V47H49ZM55 49H56V47H55ZM57 49H58V47H57ZM59 49H60V48H59ZM59 49H58V50H59ZM72 49H73V48H72ZM92 49H93V48L91 47V51H92ZM107 49H108V48H107ZM116 49H117V48H116ZM126 49H127V48H126ZM129 49H131V48H129ZM156 49H157V48H156ZM169 49H170V48H169ZM187 49H188V47H187ZM196 49H197V47H196ZM207 49H208V48H207ZM209 49H211V48H210V45H209ZM212 49H211V50H212ZM214 49H213V50H214ZM223 49H224V48H223ZM21 50H20V52H21ZM26 50H27V49H26ZM52 50H53V49H52ZM63 50H64V49H63ZM68 50H69V49H68ZM68 50H67V51H68ZM84 50H85V49H84ZM88 50H89V48H88ZM101 50H102V49H101ZM101 50H100V52H102ZM105 50H106V48H105ZM122 50H123V49H122ZM133 50H134V49H133ZM133 50H132V51H133ZM165 50H166V48H165ZM171 50H172V49H171ZM173 50L176 51L177 49L175 50V48H174ZM173 50H172V51H173ZM179 50H180V48L177 50L178 53L182 52L181 50H180V51H179ZM183 50H184V49H183ZM192 50H193V49H191V51H192ZM198 50H199V48H198ZM200 50H202V48H201ZM211 50H210V51H211ZM44 51H46V49H45ZM49 51H50V50H49ZM49 51L47 50L48 53H49ZM76 51H79V52H80V49H77ZM76 51H75V52H76ZM82 51H83V50H82ZM82 51H81V52H82ZM91 51H89L90 54H91ZM93 51H94V49H93ZM107 51H108V50H107ZM107 51H106V52L103 51V53H104V52H105V53H108ZM109 51H110V50H109ZM184 51H185V50H184ZM187 51H188V50H187ZM193 51H194V50H193ZM193 51H192V52H193ZM203 51H204V49H203ZM208 51H209V50H208ZM208 51H206V52H207V53H210V52H208ZM216 51H218V52L220 53V50H216V49H215V54H216ZM18 52H19V51H18ZM22 52H23V51H22ZM22 52H21V53H22ZM24 52H25V53H28V51H24ZM34 52H35V51H34ZM40 52H41V51H40ZM40 52H39V53H40ZM71 52H73V53L75 54L74 51H71ZM79 52H78V54H79ZM81 52H80V53H81ZM95 52H96V51H95ZM100 52L98 51L97 53H100ZM113 52H114V50H113ZM113 52H112V53H113ZM115 52H116V51H115ZM125 52H126V51H125ZM154 52H155V51H154ZM156 52H157V50H156ZM156 52H155V53H156ZM162 52H163V51H162ZM164 52H165V51H164ZM189 52H190V50H189ZM194 52H195V53H198V52L201 53V51H198V52H197V51H194ZM213 52H214V51H211V53H213ZM15 53H16V52H13L14 56H15ZM31 53H32V52H31ZM44 53H45V52H44ZM48 53H46V54H48ZM53 53H55V55H56V53L58 54V53H60V52H57V50H56V51L53 52ZM93 53H94V52H93ZM130 53H133V52H130ZM172 53H173V52H172ZM183 53H184V52H183ZM203 53H204V52H203ZM28 54H29V53H28ZM28 54H26V55L28 56ZM40 54H41V53H40ZM49 54H50V53H49ZM70 54H72V53H70ZM74 54H73V55H74ZM78 54H77V55L75 54V55L78 56ZM82 54H83V53H82ZM94 54H95V53H94ZM94 54H93V55H94ZM114 54H116V53H114ZM118 54H119V53H118ZM158 54H159V52H158ZM161 54H162V53H161ZM163 54H164V53H163ZM170 54H171V53H170ZM187 54H188V53H186V55H187ZM221 54H222V53H221ZM9 55H10V54H9ZM34 55L36 56V54H34ZM41 55H42V54H41ZM41 55H39V57H41ZM51 55H52V54H51ZM60 55H61V53H60ZM68 55H69V54H68ZM80 55H81V54H80ZM101 55H103V54L101 53ZM101 55H100V56H101ZM122 55H123V54H122ZM125 55H127V54H125ZM164 55L166 56V53H165ZM167 55H169V54H167ZM171 55H172V54H171ZM173 55H175V53H174ZM177 55H178V54H177ZM184 55H185V54H184ZM186 55H185V56H186ZM204 55H205V57H204V61L208 60V59L205 60V58H207V57H206V54H205V53H204ZM204 55H203V56H204ZM213 55H214V53H213ZM5 56H6V55H5ZM32 56H33V54H32ZM42 56H43V55H42ZM45 56H46V55H45ZM52 56H53V55H52ZM57 56H58V55H57ZM69 56H70V55H69ZM82 56H83V55H82ZM96 56H97V55H96ZM96 56H93V57H96ZM100 56H99V58H100ZM116 56H117V54L114 55L113 59H114ZM143 56H144V55H143ZM151 56H152V55H151ZM160 56H162V55H160ZM191 56H192V55H191ZM199 56H200V55H199ZM203 56H202V58H203ZM208 56H209V55H208ZM210 56H212V55H210ZM214 56H215V55H214ZM219 56H220V55H219ZM11 57H12V56H11ZM46 57H47V56H46ZM60 57H61V56H60ZM71 57H72V56H71ZM105 57H106V54H105ZM105 57H102V58H104L105 60H106V59L111 60L110 58H108V57L105 58ZM123 57H125V56H123ZM154 57H156V56H154ZM154 57H153V58H154ZM194 57H195V56H194ZM197 57H198V56H197ZM217 57H218V55H217ZM223 57H224V55H223ZM12 58H13V57H12ZM15 58L18 59L17 57H15ZM56 58H57V57H56ZM58 58H59V57H58ZM69 58H70V57H69ZM77 58H78V57H77ZM80 58H81V57H80ZM117 58H118V57H117ZM130 58H131V57H130ZM151 58H152V57H151ZM198 58H199V57H198ZM198 58H197V59H198ZM200 58H201V57H200ZM200 58H199V60H200ZM202 58H201V60H202ZM208 58H209V57H208ZM210 58L215 59V58H213V56L210 57ZM60 59H61V61H64V60H62V59H65V60H66V57L64 56L63 58H60ZM72 59H74V58H72ZM72 59H71V60H72ZM84 59H85V58H84ZM122 59H123V58H122ZM122 59H121V60H122ZM133 59H134V57H133ZM136 59H137V58H136ZM144 59H145V57H143V60H144ZM155 59H156V58H155ZM190 59H191V58H190ZM27 60H28V59H27ZM27 60H25V61H27ZM58 60H59V59H58ZM75 60H76V59H75ZM80 60H82V59H80ZM108 60H107V63H108ZM114 60H115V59H114ZM191 60H192V59H191ZM194 60H196V59H194ZM210 60H211V59H210ZM210 60H209V61H210ZM17 61H18V60H17ZM17 61H15V62H17ZM25 61H24V62H25ZM84 61H85V60H84ZM86 61H87V60H86ZM88 61H89V60H88ZM88 61H87V62H88ZM97 61H99V59H98ZM103 61H104V60H103ZM118 61H119V60H118ZM134 61H135V60H134ZM145 61H146V60H145ZM151 61H152V59H151ZM151 61H150V62H151ZM153 61H154V60H153ZM157 61H158V59H157ZM186 61H187V59H186ZM204 61L202 60V63H204ZM209 61H208V62H209ZM211 61H212V60H211ZM214 61H215V60H214ZM214 61H213V62H214ZM217 61H219V60H217ZM217 61H215V62H217ZM31 62H32V60H31ZM57 62H58V61H57ZM66 62H67V60H66ZM72 62H73V61H72ZM72 62H70V66H72V65L75 64V63L73 64ZM142 62L144 63V61H142ZM167 62H168V61H167ZM183 62H184V61H183ZM200 62H201V61H200ZM40 63H41V62H40ZM43 63H44V62H43ZM43 63H41V64H43ZM62 63H63V62H62ZM71 63H72V65H71ZM88 63H89V62H88ZM92 63H93V62H92ZM92 63H91V65H93ZM97 63H98V62H97ZM97 63H96V61H95V66H96ZM101 63H102V62H101ZM110 63H111V62H110ZM125 63H126V62H125ZM125 63H124V64H125ZM131 63H132V62H131ZM148 63H149V62H147V63H145V64H148ZM157 63H158V62H157ZM188 63H189V62H188ZM194 63H195V62H194ZM206 63H207V62H206ZM206 63H205V64H206ZM228 63H229V62H228ZM22 64H23V63H22ZM34 64H35V62H34ZM36 64H37V63H36ZM52 64H53V63H52ZM60 64H61V63H60ZM65 64L67 65V63H64V65H65ZM68 64H69V62H68ZM84 64L87 65V63H85V62H84ZM99 64H100V63H99ZM105 64H106V63H105ZM105 64H104V66H105ZM108 64H109V63H108ZM112 64H114V63L112 62L111 65H112ZM134 64H135V63H134ZM154 64H155V63H154ZM159 64H161L160 61H159ZM164 64H165V63H164ZM184 64H185V63H184ZM184 64H183V65H184ZM190 64H191V63H190ZM190 64H189V65H190ZM209 64H210V63H209ZM215 64H216V63L213 64V67H214ZM219 64H220V63H218V66H217V64L215 65V66H216L215 70L218 69L217 67H219ZM225 64H226V63H225ZM225 64H224V65H225ZM28 65H29V64H28ZM32 65H33V64H32ZM48 65H49V64H48ZM66 65H65V66H66ZM78 65H79V64H78ZM88 65H89V64H88ZM88 65H87V66H88ZM91 65H89V66H91ZM111 65H110V66H111ZM118 65H121V64H120V61H119V64H118ZM126 65H127V64H126ZM149 65H150V64H149ZM152 65H153V64H152ZM152 65H151V67H152ZM155 65H156V64H155ZM155 65H154V66H155ZM166 65H167V64H166ZM175 65H176V64H175ZM177 65H178V64H177ZM177 65H176V66H177ZM192 65H193V64H192ZM197 65H198V64H197ZM210 65H211V64H210ZM227 65H228V64H227ZM25 66H27V65H25ZM25 66H23V67H25ZM65 66H64V67H65ZM74 66H76V64H75ZM80 66H82V65H80ZM87 66H86V67H87ZM89 66H88V67H89ZM104 66H103V67H104ZM106 66H107V65H106ZM115 66H117V64H116ZM131 66H132V65H131ZM142 66H143V65H142ZM147 66H148V65H147ZM154 66H153V67H154ZM157 66H158V65H157ZM172 66H173V65H172ZM172 66H170V68H171ZM184 66H185V65H184ZM198 66H200V65H198ZM202 66H203V69H204V65H202ZM208 66H209V65H208ZM258 66H259V65H258ZM263 66H264V65H263ZM32 67H33V66H32ZM35 67H37V66H35ZM60 67H61V66H60ZM64 67H63V68H64ZM82 67H83V66H82ZM82 67H81V68H82ZM86 67H85V68H86ZM88 67H87V68H88ZM92 67H93V66H92ZM92 67H91V69H92V71H93L94 68H92ZM103 67H101V68H103ZM113 67H114V66H113ZM119 67H120V66H119ZM119 67H118V69H120ZM163 67H164V66H163ZM168 67H169V66H168ZM181 67H182V68H180V69L183 70V66H181ZM186 67H189V66L186 65ZM206 67H207V65H205V68H206ZM211 67H212V66H210V68H211ZM213 67H212V68H213ZM221 67H223V66L220 65L219 69H220ZM27 68H28V67H27ZM29 68H30V67H29ZM57 68H58V67H57ZM66 68H68V67L66 66ZM71 68H72V67H71ZM71 68H70V69L68 68V69L71 70ZM79 68H80V67H79ZM98 68H99V67H98ZM115 68H116V67H115ZM115 68H114V70H115ZM123 68H124V67H123ZM126 68H128V67H126ZM126 68H125V69H126ZM145 68H146V67H145ZM156 68H157V67H156ZM166 68H167V67H166ZM184 68H185V67H184ZM196 68H197V67H196ZM224 68L226 69V67H224ZM33 69H34V68H32V70H33ZM73 69H74V68H73ZM82 69H83V68H82ZM82 69H81V70H82ZM88 69H90V68H88ZM109 69H110V68H109ZM109 69L107 68L108 71H110ZM143 69H144V68H143ZM143 69H142V70H143ZM164 69H165V67H164ZM203 69H202V67L200 68V70H203ZM228 69H229V68H228ZM17 70H18V69H17ZM48 70H49V69H48ZM61 70H62V69H61ZM64 70H65V69H64ZM66 70H67V69H66ZM69 70H67V71H69ZM75 70H76V69H75ZM75 70H74V72L77 73L76 71H78V70H76V71H75ZM94 70H95V69H94ZM114 70H113V72H114ZM120 70H121V69H120ZM154 70H156V69H154ZM158 70H159V69H158ZM166 70H167V69H166ZM172 70H173V68H172ZM204 70H206V69H204ZM204 70L201 71V72H199V75H200L202 72H204ZM27 71H28V70H27ZM50 71H51V70H50ZM67 71L64 72V73H67ZM71 71H72V70H71ZM90 71H91V70H90ZM92 71H91V73H92ZM96 71H97V70H96ZM105 71H106V69H105ZM116 71H119V70H115V72H116ZM121 71H122V70H121ZM124 71H125V70H124ZM146 71H147V70H146ZM149 71H150V70H149ZM177 71H178V70H177ZM191 71H192V70H191ZM193 71H194V70H193ZM213 71H214V70H213ZM223 71H224V69H223ZM256 71H257V70H256ZM54 72H55V71H54ZM56 72H57V71H56ZM78 72H79V71H78ZM80 72H81V71H80ZM85 72H86V71H85ZM88 72H89V71H88ZM98 72H99V70H98ZM103 72H104V71H103ZM106 72H107V71H106ZM122 72H123V71H122ZM133 72H134V71H133ZM144 72H145V71H144ZM152 72H153V69H152ZM173 72H174V71H173ZM180 72H181L180 74L182 75V71H181V70H180ZM183 72H184V70H183ZM206 72H209V69H207ZM206 72H205V74H207ZM214 72H215V71H214ZM6 73H7V72H5V74H6ZM18 73H19V72H18ZM33 73H34V71H33ZM57 73H58V72H57ZM71 73H73V72H71ZM96 73H97V72H96ZM104 73H105V72H104ZM104 73H103V74H104ZM109 73H110V72H109ZM119 73H120V72H119ZM124 73H125V72H124ZM140 73H141V70H140ZM150 73H151V72H150ZM154 73H155V71H154ZM194 73H195V72H194ZM211 73H212V74H211ZM211 73H209V74H211V75H209V74H208V75H209V76H212V75H214L215 73L217 74L218 72H215V73L211 72ZM219 73H223V72H222V69H221V71H220ZM258 73H259V72H258ZM2 74H3V73H2ZM15 74H16V73H15ZM20 74H21V72H20ZM51 74H52V73H51ZM73 74H74V73H73ZM83 74H84V73H83ZM100 74H101V73H100ZM105 74H107V73H105ZM111 74H112V72H111ZM168 74H169V73H168ZM197 74H198V72H197ZM259 74H260V73H259ZM263 74H264V73H263ZM18 75H19V74H18ZM28 75H29V74H28ZM64 75H66V74H64ZM67 75H68V74H67ZM77 75H78V74H77ZM80 75H81V74H80ZM86 75H88V74L86 73ZM89 75H90V74H89ZM96 75H97V74H96ZM113 75H114V74H113ZM115 75H116V73H115ZM117 75H118V74H117ZM138 75H139V74H138ZM146 75H147V74H146ZM148 75H149V74H148ZM151 75H152V74H151ZM156 75H157V73H156ZM161 75L166 76V78H163ZM161 75H160V77H162L163 81H162V79H158V80H160L159 83H163V84L168 85V86L171 87V85H172V81H171V80H173V79L170 78V75H169L168 77H167L166 74H161ZM175 75H177V74H175ZM181 75H180V77H181ZM185 75H186V73H185ZM185 75H182V78H183V76H184V78H186ZM217 75H218V74H217ZM260 75H261V74H260ZM0 76H1V75H0ZM4 76H5V75H4ZM20 76H21V75H19L18 77H20ZM29 76H30V75H29ZM61 76H62V75H61ZM75 76H76V75H75ZM83 76H84V75H83ZM107 76H109V75H107ZM107 76H106V77H107ZM122 76H123V75H122ZM189 76L191 77L192 75L189 74ZM195 76H196V75H195ZM195 76H194V77H195ZM203 76H204V74H203ZM206 76H207V75H205V77H206ZM218 76H219V75H218ZM7 77H9V76H7ZM12 77H13V76H12ZM21 77H23V76H21ZM24 77H25V76H24ZM38 77H39V76H38ZM56 77H57V76H56ZM69 77H70V75H69ZM72 77H73V76H72ZM72 77H71V78H72ZM90 77H91V76H90ZM94 77H95V76H94ZM101 77H102V76H101ZM113 77H114V76H113ZM115 77H116V76H115ZM117 77H119V76H117ZM117 77H116V78H117ZM149 77H150V76H149ZM171 77H173V76H171ZM176 77H177V76H176ZM180 77H178V78H180ZM200 77H201V76H200ZM200 77H199V78H200ZM212 77H214V76H212ZM212 77H211V78H212ZM216 77H217V76H216ZM221 77H222V76H221ZM257 77H259V75H258ZM34 78H35V77H34ZM76 78H77V77H76ZM82 78H83V77H82ZM84 78H85V76H84ZM96 78H97V77H96ZM98 78H99V77H98ZM107 78H108V77H107ZM119 78H120V77H119ZM152 78H153V76H152ZM167 78H168V79L170 78V79H169V80H166ZM184 78H183V79H184ZM196 78H197V77H195V80H196ZM208 78H209V77H208ZM208 78H207V79H208ZM250 78H251V77H250ZM250 78H249V79H250ZM260 78H262V77L260 76ZM15 79H16V76H15ZM32 79H33V78H32ZM69 79H70V78H69ZM88 79H90V78H88ZM102 79H103V78H102ZM104 79H105V78H104ZM111 79H112V78H111ZM111 79H110V81H111ZM120 79H121V78H120ZM120 79H119V80H120ZM154 79H156V78H154ZM164 79H165V80H164ZM180 79H181V78H180ZM183 79H182V83H183ZM191 79H192V77H191ZM197 79H198V78H197ZM205 79H206V78H205ZM214 79L216 80V78H214ZM214 79H213V81H214V83H215V80H214ZM218 79H219V77H218ZM218 79H217V81H218ZM221 79H222V78L219 79L220 82H221ZM249 79H248L247 81H249ZM254 79H255V78H254ZM12 80H14V78H13ZM17 80H18V79H17ZM58 80H59V79H58ZM65 80H66V79H65ZM71 80H73V79H71ZM76 80H77V79H76ZM76 80H75V81H76ZM79 80H80V79H79ZM81 80H82V79H81ZM86 80H87V79H86ZM93 80H94V79H93ZM95 80H96V79H95ZM97 80L100 81V79H97ZM107 80H108V79H107ZM125 80H126V79H125ZM128 80H130V79L128 78L126 82H128ZM158 80H157V81H158ZM178 80H179V79H178ZM178 80L176 81L177 83H178ZM188 80H189V78H188ZM48 81H49V80H48ZM61 81H62V80H61ZM91 81H92V80H91ZM91 81H90V83H91ZM101 81H102V80H101ZM112 81H114V80H112ZM112 81H111V82H112ZM117 81H118V80H117ZM148 81H149V79H148ZM174 81H175V79H174ZM189 81H190V80H189ZM203 81H204V80H203ZM203 81H200V80H199V82H197L198 85L195 84V85H197L198 89H199L200 87H203V88H202L203 90L201 89V96H200L202 99L199 97V99H201V100H203V97L206 96V94H204L205 91H206L205 88H204V86H206V85H208V84H209V86H211V85L213 86V84H212L213 81H212V80H211V82H212L211 84H210V82L207 84V81H208V80H207V81L205 80V81H206V85L203 84V83H204ZM217 81H216V82H217ZM245 81H246V80H245ZM247 81H246V82H247ZM252 81H254V80H252ZM252 81L250 80V82H252ZM255 81H256V80H255ZM262 81H263V78H262ZM9 82H10V81H9ZM14 82H16V80H15ZM36 82H37V81H36ZM72 82H74V81H72ZM78 82H79V81H78ZM82 82H83V81H82ZM92 82H93V81H92ZM106 82H107V81H106ZM126 82H125V83H126ZM166 82H167V83H166ZM201 82H202V83H201ZM239 82H240V81H239ZM258 82H259V81H258ZM24 83H25V82H24ZM26 83H27V81H26ZM37 83H38V82H37ZM65 83H67V82H65ZM79 83H80V82H79ZM85 83H86V81H85ZM98 83H100V82H98ZM104 83H105V82H104ZM104 83H103V84H104ZM115 83L118 84V82H115ZM125 83H124V84H125ZM147 83H148V82H147ZM155 83H156V82H155ZM185 83H186V82H185ZM185 83H183V84H185ZM200 83H201L202 85H200ZM217 83H218V82H217ZM217 83H216V84H217ZM240 83H242V80H241ZM240 83H239V85H241ZM0 84H1V82H0ZM15 84H16V83H15ZM33 84H36V83H33ZM33 84H32V85H33ZM38 84H40V83H38ZM38 84H37V85H38ZM44 84H46V83H44ZM60 84H61V83H60ZM60 84H59V85H60ZM68 84H69V83H68ZM91 84H92V83H91ZM122 84H123V83H122ZM126 84H127V83H126ZM128 84H129V83H128ZM179 84H180V87H182V86H181V81H179ZM183 84H182V85H183ZM216 84H215V85H216ZM252 84H253V86H256V85H254V84H257V82H256V83H253V82H252ZM262 84H263V83H262ZM262 84H261V87L263 86ZM5 85H7V84H5ZM17 85H18V84H17ZM17 85H16V87H17ZM20 85H22V84H20ZM25 85H26V84H25ZM25 85H24V86H25ZM37 85H36V86H37ZM53 85H54V84H53ZM64 85H65V84H64ZM74 85H75V82H74ZM101 85H102V82H101ZM101 85H99V86L103 88V86H101ZM221 85H222V84H221ZM239 85H236V86H239ZM244 85H248V84H247V83H246V84L242 83L241 91H240V90H237V91H240V92L242 93V95H243V93H244V95L246 96V93H247V94H250L249 92H250V91H253V87L251 86V89H252V90L249 91L250 88H248V87H249L250 85L245 86V87H247V88H244V89H243ZM36 86H35V87H36ZM56 86H57V85H56ZM90 86H91V85H90ZM96 86H97V84H96ZM117 86H118V85H117ZM122 86H123V85H122ZM143 86H144V85H143ZM145 86H146V85H145ZM147 86H149V85L147 84ZM154 86H155V85H154ZM154 86H153V84H152V86H151V88H150L151 91L149 90V88L147 89V91L154 92V93L156 94L155 97H156L157 95H159V96L162 97V98L156 97V99H158V98H159V99H163L164 96H162V95H163L164 92H165V91L163 90V88L158 89L160 92H159V93H156L155 91H158V90H157V89L154 90ZM168 86H167V87H168ZM172 86L174 87V84H173ZM175 86H177V85L175 84ZM183 86H184V85H183ZM186 86H187V85H186ZM199 86H200V87H199ZM209 86H208V88H209ZM217 86H218V85H217ZM217 86H215V88H217ZM259 86H260V85H259ZM259 86H256V89H258ZM14 87H15V86H14ZM31 87L34 88V86H31ZM57 87H58V86H57ZM71 87L73 88V86H71ZM97 87H98V86H97ZM107 87H108V85H107ZM113 87H114V86H113ZM128 87H129V85H128ZM139 87H140V86H139ZM152 87H153V88H152ZM3 88H5V87H3ZM17 88H18V87H17ZM33 88H32V89H33ZM38 88H39V86H38ZM75 88H76V87H75ZM84 88H85V87H84ZM90 88H91V87H90ZM141 88H142V87H141ZM143 88H145V87H143ZM155 88H156V87H155ZM157 88H158V87H157ZM175 88H176V87H175ZM177 88H178V87H177ZM212 88H213V87H212ZM235 88H236V87H235ZM263 88H264V86H263ZM1 89H2V88H1ZM34 89H35V88H34ZM76 89H77V88H76ZM79 89H80V88H79ZM91 89H92V88H91ZM91 89H90V90H91ZM112 89H113V91H114V88H112ZM112 89H109V90H112ZM198 89H196V90H197L196 92H199ZM210 89H211V88H210ZM217 89H218V88H217ZM236 89H237V88H236ZM247 89H248V92H247ZM254 89H255V88H254ZM9 90H10V89H9ZM27 90H28V89H27ZM30 90H31V89H30ZM38 90H39V89H38ZM69 90H70V89H69ZM71 90L73 91V89H71ZM82 90H83V89H82ZM85 90H86V89H85ZM98 90H99V89H98ZM101 90H102V89H101ZM103 90H104V89H103ZM109 90H107V91L109 92ZM125 90H126V89H125ZM181 90H183V89L181 88ZM193 90H195V89H193ZM199 90H200V89H199ZM211 90H212V89H211ZM243 90H244L245 92H244ZM12 91H13V90H12ZM35 91H37V90H35ZM39 91H40V90H39ZM41 91H42V90H41ZM61 91H62V90H61ZM74 91H75V89H74ZM74 91H73V92H74ZM83 91H84V90H83ZM120 91H121V90H120ZM123 91H124V90H123ZM162 91H163V92H162ZM166 91H167V90H166ZM177 91H179V90H177ZM177 91H176V92H177ZM207 91H208V90H207ZM232 91H233V90H232ZM254 91H255V90H254ZM260 91L262 92V91H264V90H263V89H260ZM25 92H26V91H25ZM55 92H56V91H55ZM77 92H78V90H77L75 93H77ZM99 92H100V91H99ZM108 92H107V93H108ZM111 92H112V91H111ZM114 92H115V91H114ZM161 92L163 93L162 95H161ZM174 92H175V90L172 92V94H174ZM194 92H195V91H194ZM202 92H204V93H202ZM235 92H236V91H234L233 94H231L232 97H230V93H229V97H230L232 100H234V101H235V99H234L233 97H234V95H235ZM256 92H257V91H256ZM258 92H259V91H258ZM258 92H257V93H258ZM27 93H28V92H26V94H27ZM68 93H69V92H68ZM75 93H74V94H75ZM82 93H83V92H82ZM82 93H80V94L82 95ZM87 93H88V92H87ZM90 93H92V92H90ZM109 93H110V92H109ZM116 93H117V92H116ZM121 93H122V91H121ZM127 93H128V92H127ZM145 93H146V92H145ZM207 93L210 94L209 91H208ZM257 93H253V94H255V96H256ZM4 94H5V93H4ZM98 94H99V93H98ZM110 94L113 95V93H110ZM122 94H123V93H122ZM124 94H125V93H124ZM172 94H171V95H172ZM177 94H178V93H177ZM193 94H194V93H193ZM195 94H196V93H195ZM199 94H200V93H199ZM199 94L197 93L196 96L199 95ZM237 94H238V93H237ZM237 94H236V95H237ZM262 94H263V95H262ZM262 94H261V98L259 97L260 100L257 99V100L260 101V102H261V99L263 100V98H264V92H263ZM9 95H10V94H8L7 96H9ZM33 95H34V94H33ZM37 95H38V94L35 95L36 98H37ZM102 95H103V94H102ZM106 95H108V94H106ZM114 95H116V94H114ZM175 95H176V93H175ZM175 95L172 96V97H174V99H175ZM178 95H179V94H178ZM203 95H204V96H203ZM236 95H235V96H236ZM242 95H241V96H242ZM258 95H260V93H258ZM2 96H3V95H2ZM24 96H25V95H24ZM24 96H23V97H24ZM74 96H75V95H74ZM84 96H85V95H83V98H84ZM92 96H93V95H91V97H92ZM103 96H104V95H103ZM124 96H125V95H124ZM143 96H144V95H143ZM145 96L147 97L146 94H145ZM148 96L150 97V95H148ZM165 96H166V93H165ZM169 96H170V95H169ZM192 96H193V95H192ZM209 96H210V95H209ZM251 96H252V94H251ZM255 96H254V97H255ZM10 97L12 98V95L9 96L8 99H5V101H6V100L9 101V98H10ZM27 97H29V96H27ZM71 97H72V96H70V98H71ZM79 97H80V96H79ZM89 97H90V96H89ZM101 97H102V96H101ZM110 97H112V96H110ZM114 97H115V96H114ZM118 97H119V96H118ZM125 97H126V96H125ZM137 97H138V96H137ZM140 97H142V96H140ZM146 97H145V98H146ZM227 97H228V95H227ZM229 97H228V98H229ZM238 97H239V96H238ZM238 97H236V98H238ZM243 97H244V96H243ZM262 97H263V98H262ZM4 98H5V96H4ZM11 98H10V100H11ZM41 98H42V97H41ZM41 98H40V100H41ZM49 98H50V100H51V96H49ZM77 98H78V97H76V98H74V99H77ZM81 98H82V97H81ZM98 98H99V97H98ZM98 98H96V99H98ZM107 98H108V96H107ZM119 98H120V97H119ZM121 98H122V97H121ZM150 98H151V97H150ZM197 98H198V96H197ZM197 98H195L194 103H197V102H196V101L198 100ZM204 98H205V97H204ZM208 98H209V97H208ZM239 98H241V97H239ZM248 98H249V97H248ZM2 99H3V98H2ZM25 99H26V98H25ZM32 99H33V97H32ZM34 99H35V98H34ZM44 99H46V98H44ZM44 99H43V100H44ZM72 99H73V98H72ZM78 99H79V98H78ZM85 99H86V98H85ZM88 99H89V98H88ZM90 99H91V98H90ZM90 99H89V100H90ZM94 99H95V98H94ZM94 99H93V100H94ZM105 99H106V98H105ZM109 99H110V98H109ZM112 99H113V97H112ZM143 99H144V98H143ZM169 99H170V98L167 99V96H166V98H164V100H161V101L166 102V105H168V104H169V103H168V102H169ZM174 99H173V100H174ZM231 99H229V100H231ZM250 99H251V98H250ZM252 99H253V98H252ZM254 99H255V98H254ZM29 100H31V99H29ZM40 100H39V101H40ZM53 100H54V99H53ZM81 100H82V99H81ZM107 100H108V99H107ZM110 100H111V99H110ZM124 100H125V99H124ZM131 100H132V99H131ZM152 100H153V99H151V101H152ZM167 100H168V102H167ZM170 100H171V99H170ZM179 100L182 101L183 99H182V98H179ZM179 100H176V102L179 101ZM184 100H185V99H184ZM186 100L188 101V98H187ZM186 100L184 101V103L187 102ZM205 100H206V99H205ZM226 100H227V99H226ZM243 100H244V101H243ZM255 100H256V99H255ZM2 101H3V100H2ZM2 101H1V102H2ZM22 101H23V99H22ZM26 101H27V100H26ZM46 101H47V100H46ZM60 101H61V100H60ZM65 101H66V100H65ZM71 101L73 102V100H71ZM75 101H76V100H75ZM83 101H84V100L81 101L82 104L84 103ZM87 101H88V100H86L85 102H87ZM145 101H146V100H145ZM145 101H144V102H145ZM147 101H149V99H148ZM151 101H150V102H151ZM159 101H160V100H159ZM159 101H158V103H160ZM206 101H207V100H206ZM223 101H225V100L223 99ZM227 101H228V100H227ZM234 101H233V104H235V103H237V102L239 103V99H238V100L236 99L235 103H234ZM240 101H241V100H240ZM242 101H243L244 103H246V104H250V103L245 102V99H242ZM247 101H249V100H247ZM250 101H251V100H250ZM250 101H249V102H250ZM253 101H254V100H253ZM263 101H264V100H263ZM9 102H10V101H9ZM9 102H8V103H9ZM12 102H13V101H12ZM16 102H17V101H16ZM16 102H15V103H16ZM41 102H42V100H41ZM50 102H51V101H50ZM55 102H56V100H55ZM77 102H78V101H77ZM91 102H92V101H91ZM94 102H96V100H94ZM105 102H106V101H105ZM137 102H138V99H137ZM140 102H142V101L140 100ZM140 102H139V103H140ZM152 102H153V101H152ZM163 102H162V104H164ZM173 102H174V101H173ZM200 102H201V101H200ZM204 102H205V101H204ZM260 102H259V103H260ZM24 103H27V102H24ZM32 103H38V102L33 101ZM47 103H48V102H46V104H47ZM67 103H68V102H67ZM73 103H74V102H73ZM96 103H97V102H96ZM99 103H100V102H99ZM99 103H98V104H99ZM122 103H123V102H122ZM153 103H154V102H153ZM171 103H172V102H171ZM179 103H180V102L172 103V104H177V105H178ZM219 103H220V102H219ZM228 103H229V101H228ZM252 103H253V102H252ZM252 103H251V104H252ZM254 103H255V101H254ZM259 103H258V105L253 104V105H255L254 107L256 108V109H254V107H253V108H252L253 111L255 110V111L257 112V106H259ZM6 104H7V103H6ZM27 104H28V103H27ZM49 104H51V103H49ZM52 104H53V103H52ZM57 104H59V103H57ZM65 104H66V103H65ZM68 104H70V103H68ZM74 104H75V103H74ZM84 104H85V103H84ZM91 104H92V103H91ZM105 104H106V103H105ZM118 104H119V103H118ZM120 104H121V103H120ZM124 104H126V103L124 102ZM140 104H141V103H140ZM143 104H144V103H143ZM189 104H190V103H189ZM198 104H199V103H198ZM224 104H225V102H224ZM229 104L231 105V104H232V101H231V103H229ZM229 104H228V106H229ZM233 104H232V105H233ZM241 104H242V102L239 103V105H240L241 107H242V105H244V106L246 105V104H242V105H241ZM3 105H4V104H3ZM22 105H23V104H22ZM28 105H29V104H28ZM35 105H36V104H35ZM38 105H39V104H38ZM55 105H56V104H55ZM55 105H54V106H55ZM76 105H78V104L76 103ZM110 105H111V104H110ZM112 105H113V104H112ZM114 105H115V104H114ZM133 105H134V104H133ZM135 105H136V104H135ZM150 105H151V104H150ZM158 105H159V104H158ZM158 105H156V107H157ZM186 105H187V104H186ZM221 105H222V102H221ZM221 105H220V106H221ZM232 105H231V106H232ZM262 105H263V104H262ZM32 106H34V105H32ZM32 106H31V108H33ZM45 106H46V105H45ZM45 106H44V107H45ZM52 106H53V105H52ZM79 106L81 107V104H80ZM83 106H84V105H83ZM87 106L89 107L88 104H87ZM106 106H109V105H106ZM117 106H118V105H117ZM145 106H147V104H146ZM169 106H170V105H168V106H166V107H169ZM174 106H175V105H174ZM174 106H173V107H174ZM178 106H179V105H178ZM178 106H177V108H178ZM222 106L224 107V106H226V104H225V105H222ZM235 106H236V105H235ZM0 107H1V106H0ZM2 107H3V106H2ZM8 107H9V106H8ZM26 107H27V106H26ZM26 107H25V108H26ZM49 107H50V106H49ZM71 107H72V106H71ZM92 107L94 108V106H92ZM96 107H97V105H96ZM99 107H100V106H99ZM101 107H102V105H101ZM123 107H124V106H123ZM123 107H122V108H123ZM163 107H164V106H163ZM215 107H216V106H215ZM260 107H261V106H260ZM263 107H264V106H263ZM20 108H21V107H20ZM27 108H28V107H27ZM42 108H43V107H42ZM62 108H63V107H61V109H62ZM77 108H78V106H77ZM86 108H87V107H86ZM90 108H91V105H90ZM143 108H144V107H143ZM150 108H151V106H150ZM164 108H165V107H164ZM174 108H175V107H174ZM182 108H183V107H182ZM182 108H180V109H182ZM184 108H185V107H184ZM211 108H212V107H211ZM218 108L220 109L219 105H218ZM218 108H215V110L218 109ZM231 108H232V107H231ZM239 108H240V107H239ZM244 108H245V107H244ZM261 108H262V107H261ZM2 109H3V108H2ZM2 109H1V110H2ZM14 109H15V108H14ZM21 109L23 110V106H22ZM29 109H30V108H29ZM34 109H36V107H35ZM34 109H33V110H34ZM44 109H45V108H44ZM44 109H43V110H44ZM54 109H55V108H54ZM68 109L70 110V108H68ZM95 109H96V108H95ZM124 109H125V108H124ZM130 109H132V108H130ZM133 109H134V108H133ZM144 109H147V108H144ZM167 109L169 110V108H167ZM186 109H187V108H186ZM186 109H185V110H186ZM224 109H227V108L225 107ZM229 109H230V106H229ZM234 109H235V107H234ZM240 109H241V108H240ZM240 109H239V110H240ZM242 109H243V107H242ZM242 109H241V110H242ZM245 109H246V108H245ZM248 109H249V108H247V110H248ZM250 109H251V108H250ZM36 110H37V109H36ZM45 110H47V109H45ZM62 110H63V109H62ZM69 110H68V111H69ZM77 110H78V109H77ZM82 110H83V109H82ZM87 110H88V108H87ZM92 110H94V109H92ZM92 110H91V113H92ZM98 110H99V109H98ZM106 110H108V109L106 108ZM112 110H113V109H112ZM125 110H126V109H125ZM154 110H155V109H154ZM162 110H163V109H162ZM170 110H171V109H170ZM178 110H179V109H178ZM178 110H176V111H178ZM183 110H184V109H183ZM220 110H221V109H220ZM235 110H236V111H235ZM235 110H232V111H233V112L235 111L234 113H235L236 115H238V114H239V111L237 112L238 109L236 108ZM241 110H240V111H241ZM252 110H251V111H252ZM259 110H261V109H259ZM262 110H263V109H262ZM262 110H261V111H262ZM4 111H5V109H4ZM10 111H11V110H10ZM27 111H29V110L27 109ZM31 111H32V110H31ZM38 111H39V110H38ZM78 111H79V110H78ZM96 111H97V109H96ZM101 111H102V110H101ZM114 111H115V110H114ZM129 111H130V110H129ZM131 111H133V110H131ZM146 111H148V109H147ZM157 111H158V110H157ZM159 111L161 112V110H159ZM159 111H158V112H159ZM165 111H166V110H165ZM172 111H173V110H172ZM174 111H175V110H174ZM176 111H175V112H176ZM210 111H212V110H210ZM213 111H214V108H213ZM216 111H217V110H216ZM222 111H223V110H222ZM227 111H228V110H227ZM227 111H226V112H227ZM244 111H245V115L248 114V113H250V112L246 113V112H247L246 110H244ZM249 111H250V110H249ZM253 111H252V112H253ZM2 112H3V111H2ZM16 112H17V111H16ZM39 112H40V111H39ZM71 112H72V110L70 111V114H71ZM80 112H81V111H80ZM83 112H84V111H83ZM93 112H94V111H93ZM99 112H100V111H99ZM116 112H117V111H116ZM125 112H126V111H125ZM125 112H124V113H125ZM133 112H134V111H133ZM149 112H150V111H149ZM149 112H148V113H149ZM169 112H170V111H169ZM224 112H225V111H224ZM224 112H222L223 115H224ZM226 112H225V114H226ZM229 112H230V111H229ZM236 112H237L238 114H237ZM259 112H260V111H259ZM7 113H8V110H7ZM7 113H6V115L9 114V113H8V114H7ZM10 113H11V112H10ZM45 113H46V111H45ZM49 113H50V112H49ZM77 113H78V112H77ZM77 113H76V114H77ZM84 113H85V112H84ZM87 113H88V112H86V114H87ZM91 113H90V111H89L88 114H91ZM96 113H98V112H95V115H96ZM102 113H103V112H102ZM105 113H107V112H105ZM148 113H147V114H148ZM173 113H174V112H173ZM234 113H232V114L234 115ZM242 113H243V112L241 111L240 115H241ZM263 113H264V111H263ZM4 114H5V113H4ZM4 114H1V115H4ZM33 114H34V113H33ZM62 114H63V113H62ZM79 114H80V113H79ZM92 114H93V116L95 117L94 113H92ZM108 114H110V113H108ZM121 114H122V113H121ZM127 114H128V112H127ZM129 114H130V113H129ZM151 114H153V113H149V115H151ZM163 114H164V113H163ZM227 114H228V113H227ZM229 114H230V113H229ZM243 114H244V113H243ZM243 114L241 115V117L243 116ZM252 114H253V113H252ZM252 114H250V116H251ZM254 114H255V115H254ZM254 114H253L254 117H256V113H255V112H254ZM261 114H262V113H261ZM11 115H12V114H11ZM49 115H50V114H49ZM71 115H72V114H71ZM80 115H81V114H80ZM82 115H83V113H82ZM97 115H99V114H97ZM135 115H137V113H136ZM154 115H156V114H154ZM158 115H159V113H157V116H158ZM167 115H168V114H167ZM171 115H173V114H171ZM176 115H177V114H176ZM203 115H204V114H203ZM210 115H211V114H210ZM219 115H220V114H219ZM219 115H218V116H219ZM240 115H239V116H240ZM253 115H252V116H253ZM33 116H34V115H33ZM41 116H42V115H41ZM75 116H76V115H75ZM87 116H89V115H87ZM106 116H107V114H106ZM151 116H152V115H151ZM157 116H156V117H157ZM169 116H170V115H169ZM208 116H209V113H208ZM231 116H232V115H231ZM231 116H230V117H231ZM259 116H260V113H259ZM259 116H258V117H259ZM263 116H264V115H263ZM43 117H44V116H43ZM49 117H50V116H49ZM100 117H102V116L100 115ZM104 117H105V116H104ZM113 117H114V116H113ZM163 117H164V116H163ZM201 117H203V116H201ZM219 117H220V116H219ZM223 117H224V116H223ZM233 117H234V116H233ZM235 117H237V116H235ZM235 117H234V118H235ZM247 117H248V116H247ZM247 117H246V118H247ZM258 117H257V119H258ZM3 118H4V117H3ZM44 118H46V117H44ZM98 118H99V117H98ZM130 118H132V117H130ZM137 118H138V116H137ZM148 118H149V117H148ZM157 118H158V117H157ZM171 118H173V117H171ZM209 118H210V117H209ZM214 118H216V116H215ZM237 118H238V117H237ZM242 118H245V117L243 116ZM30 119H31V118H30ZM76 119H77V117H76ZM110 119H112V118H110ZM203 119H204V118H203ZM216 119H218V118H216ZM250 119H251V117H250ZM253 119H254V118H252L251 120H253ZM259 119H260V117H259ZM261 119H262V118H261ZM263 119H264V118H263ZM37 120H38V119H37ZM107 120H108V119H107ZM131 120H132V119H131ZM147 120H148V119H147ZM188 120H189V119H188ZM188 120H187L186 118H185V119H183V118H180V119H179V118H178V119H176L175 122H172V123H170V124H165V123H164V124L162 123L161 125L159 124V125L161 126V129H160V130H155V129L152 130L153 133H157L155 136H150V135H148V134H144V133L141 134V133H140L141 137H137V138H136V137H129V138H127V139L125 140V141H126V144H127L128 146H129V145L132 146V145H136V144H137V145H142V148H148L147 145H150V148H152V149H157L156 152H159V154H161V157H160V159H159V161H160L159 163H160V164H158V162H155V163H153V162H148V163H146L145 166H143L139 171L134 172L135 174L133 175V177L131 178L130 181L134 182L136 179H140V180H146V179H147V180H149V179H151L153 176H155L158 172L165 171V170H167L170 166H172L173 164H175L176 162H178V160H179V158H180V156H181L180 151H181L183 145H184L185 143H187L188 140H189L188 137H187V135L184 134V132H182V129H183V127H185V126H187V125H193V124H191ZM241 120H243V119H241ZM244 120H245V122H246L248 119H244ZM254 120H255V119H254ZM254 120H253V121H254ZM12 121H13V120H12ZM66 121H67V118H66ZM97 121H98V120H97ZM134 121H135V120H134ZM149 121H150V120H149ZM149 121H148V122H149ZM151 121H152V120H151ZM160 121H161V120H160ZM262 121H263V120H262ZM43 122H44V121H43ZM107 122H108V121H107ZM136 122H137V120H136ZM255 122H257V121H255ZM260 122H261V121H260ZM260 122H258L257 124H259ZM104 123H105V122H104ZM152 123H153V122H152ZM32 124H33V123H32ZM38 124H39V123H38ZM203 124H205V126H209V124L211 125V123L208 124V122L203 123ZM257 124H255V126H256ZM263 124H264V122H263ZM40 125H41V124H40ZM92 125H93V124H92ZM137 125H138V124H137ZM137 125H136V126H137ZM146 125H147V124H146ZM194 125H195V124H194ZM248 125H249V124H248ZM248 125H247V126H248ZM251 125H252V124H250V126H251ZM259 125H261V124H259ZM47 126H49V125H47ZM53 126H54V125H53ZM53 126H52V127H53ZM56 126H57V125H56ZM104 126H105V125H104ZM134 126H135V125H134ZM134 126H133V127H134ZM252 126H254V125H252ZM252 126H251V127H252ZM261 126H262V125H261ZM98 127H99V126H98ZM248 127H249V126H248ZM47 128H48V127H47ZM54 128H56V127L54 126ZM72 128H73V127H72ZM43 129H44V128H43ZM49 129H50V127H49ZM61 129H62V128H61ZM100 129H101V128H100ZM104 129H105V128H104ZM106 129H107V128H106ZM106 129H105V130H106ZM59 130H60V129H59ZM68 130H69V129H68ZM71 130H72V129H71ZM98 130H99V129H98ZM79 131H80V130H79ZM141 131H143V130H141ZM141 131H140V132H141ZM251 131H252V130H251ZM49 132H50V131H49ZM73 132H74V129H73ZM76 132H77V131H76ZM76 132H75V133H76ZM81 132H82V131H81ZM83 132H84V131H83ZM259 132H260V130H259ZM259 132H258V133H259ZM262 132H263V131H262ZM13 133H14V132H13ZM57 133H58V132H57ZM61 133H62V132H61ZM68 133H69V132H68ZM79 133H80V132H79ZM95 133H96V132H95ZM100 133H101V132L99 131V134H100ZM182 133H183V134H182ZM226 133H227V132H224V131L221 132V134H226ZM3 134H4V133H3ZM10 134H12V133H8V137H9ZM14 134H16V133H14ZM53 134H54V133H53ZM55 134H56V133H55ZM66 134H67V133H66ZM86 134H87V133H86ZM102 134H103V132H102ZM0 135H1V133H0ZM70 135H71V134H70ZM75 135H76V134H74V136H75ZM77 135H78V134H77ZM80 135H81V134H80ZM65 136H67V135H65ZM78 136H79V135H78ZM78 136H77V137H78ZM83 136H84V135H83ZM102 136H103V135H102ZM11 137H16V138H12V141H24V140L20 139V138L18 137V135H14V136H11ZM52 137H53V136H52ZM60 137H61V136H60ZM62 137H63V136H62ZM75 137H76V136H75ZM75 137H74V138H75ZM77 137H76V138H77ZM66 138H67V137H66ZM74 138H72V139H74ZM88 139H89V137H88ZM93 139H94V138H93ZM9 140H10V139H9ZM69 140H70V139H69ZM63 141H64V140H63ZM72 141H73V140H72ZM76 141H77V140H76ZM87 141H88V140H87ZM131 141H132V142H131ZM134 141H136V142H134ZM225 142H226V141H225ZM17 143H19V142H17ZM138 143H139V144H138ZM220 143H221V142H220ZM262 143H263V142H262ZM66 145H67V144H66ZM118 145H119V144H118ZM122 145H123V143H121V146H122ZM263 145H264V144H263ZM2 146H3V145H2ZM2 146H1V147H2ZM112 146H113V145H112ZM1 147H0V148H1ZM9 147H11V146H7V147H5L4 149H0V156H2V155H3L4 153H6V152H10V148H9ZM38 147H41V148H42L41 144H40V146H38ZM44 148H46V146H45ZM44 148H42V149H44ZM113 148H115V147H113ZM74 149H75V148H74ZM76 151H77V150H76ZM76 151H70V153L68 154L69 156L67 157V159H64L62 162H63V163H71L70 160H73L74 158H78L79 156L84 155V154H85L84 152H86V151H82V152H81V151H77V152H76ZM168 151H174V153L177 154L176 157H175V159L172 157V159H170L169 161H167V162L164 161V162L161 163L162 159L164 160L165 154H167ZM141 153H142V152H141ZM56 157H57V156H56ZM61 158L63 159V157H61ZM37 160H38V159H37ZM143 160H144V159H143ZM47 161H49V160H47ZM144 161H145V160H144ZM146 168H147V169H146ZM176 170H177V169H176ZM191 170H192V169H191ZM172 171H173V170H172ZM193 171H194V170H193ZM170 172H171V171H170ZM170 172H167L166 174L168 175V173H170ZM236 172H237V171H236ZM164 175H165V174H164ZM167 175H166V176H167ZM201 175H202V173H201ZM230 175H231V174H230ZM162 177H163V176H162ZM203 177H204V176H203ZM157 178H158V177H157ZM160 178H161V177H160ZM153 179H154V178H153ZM200 180H201V179H200ZM202 180H203V178H202ZM156 181H157V180H156ZM195 183H196V182H195ZM142 185H143V184H142ZM262 185H263V184H262ZM248 186H249V185H248ZM254 186H256V185H254ZM180 187H181V186H180ZM180 187H179V188H180ZM190 187H191V186H190ZM190 187H189V188H190ZM201 187H202V186H201ZM260 187H261V186H260ZM182 188H183V186H182ZM185 188H186V187H185ZM247 188H249V187H247ZM193 189H194V188H193ZM198 189H199V188H198ZM252 189H253V188H252ZM262 189H263V188H262ZM168 190H169V189H168ZM178 190H179V189H178ZM181 190H182V189H181ZM186 190H187V189H186ZM191 190H192V189H191ZM201 190H202V189H201ZM254 190H255V189H254ZM175 191L177 192V188H176ZM187 191H189V190H187ZM215 191H216V190H215ZM240 191L242 192V190H240ZM251 191H252V190H251ZM255 191H256V190H255ZM261 191H262V190H261ZM176 192H175V193H176ZM183 192H184V191H183ZM206 192H207V191H206ZM212 192H213V191H212ZM181 193H182V192H181ZM186 193L188 194L189 192H186ZM202 193H203V192H202ZM236 193H237V192H236ZM238 193L240 194L239 191H238ZM243 193H245V192L243 191ZM248 193H249V192H248ZM248 193H247V194H248ZM259 193H260V192H259ZM262 193H263V192H262ZM104 194H105V193H104ZM177 194H178V193H177ZM190 194H192V192H191ZM190 194H189V195H190ZM194 194H195V193H194ZM199 194H200V193H199ZM214 194H215V193H214ZM219 194H220V193H219ZM232 194H233V193H232ZM241 194H242V193H241ZM175 195H176V194H175ZM189 195H185V196H184V199H185L186 196H189ZM192 195H193V194H192ZM200 195H201V194H200ZM215 195H216V194H215ZM229 195H230V194H229ZM235 195L238 196V194H235ZM243 195H244V194H243ZM256 195H257V194H256ZM114 196L116 197L115 194H114ZM119 196H120V194H119ZM119 196L117 197V199H119ZM164 196H165V195H164ZM217 196H218V195H217ZM233 196H234V195H233ZM241 196H242V195H241ZM115 197H114V198H115ZM200 197H201V196H200ZM208 197H209V195H208ZM238 197H239V196H238ZM262 197H263V196H262ZM155 198H156V197H155ZM169 198L171 199V197H169ZM231 198H232V197H231ZM259 198H260V197H259ZM170 199H169V200H170ZM174 199H175V198H174ZM188 199H189V198H188ZM209 199H210V197H209ZM232 199H233V198H232ZM234 199H235V198H234ZM250 199H251V198H250ZM255 199H256V197H255ZM203 200H204V199H203ZM235 200H236V199H235ZM235 200H234V201H235ZM239 200H240V199H239ZM239 200H238V201H239ZM251 200H252V199H251ZM259 200H260V199H259ZM112 201H113V200L108 201V199L105 200V197H104V199L102 200V202H99L100 205H98V206L96 205L97 207H95V208H94V207L91 208V209H90V212L95 211V210H101V209H103V208L106 209V208H108V207L115 208L116 205L114 204V201H113V202H112ZM193 201H194V200H193ZM198 201H199V200H198ZM207 201H208V200H207ZM213 201H214V200H213ZM216 201H217V200H216ZM222 201H223V199H222ZM224 201H225V198H224ZM241 201H242V199H241ZM241 201H240V202H241ZM191 202H192V201H191ZM196 202H197V201H196ZM217 202L219 203V201H217ZM220 202H221V199H220ZM244 202H245V201H244ZM249 202H250V201H249ZM257 202H258V201H257ZM158 203H159V202H158ZM186 203H187V202H186ZM197 203H198V202H197ZM213 203H214V202H213ZM224 203H225V202H224ZM224 203H223L222 205H224ZM238 203H239V202H238ZM241 203H242V202H241ZM247 203H248V202H247ZM254 203H255V202H254ZM147 204H148V203H147ZM163 204H164V202H163ZM220 204H221V203H220ZM228 204H229V203H228ZM239 204H240V203H239ZM260 204H261V203H260ZM260 204H259V205H260ZM165 205H166V204H164V207H165V208H166V207H169V206H165ZM169 205H170V204H169ZM184 205H185V204H184ZM216 205H217V204H216ZM222 205H221V207H223ZM225 205H226V204H225ZM233 205H234V204H233ZM244 205H245V204H244ZM246 205H248V204H246ZM249 205H250V208H253V207H251V204H249ZM255 205H256V204H255ZM172 206H173V205H172ZM178 206H179V205H178ZM236 206H237V205H236ZM236 206H235V207H236ZM195 207H196V206H195ZM224 207H227V206H224ZM237 207H238V206H237ZM257 207H259V206H257ZM262 207H263V206L261 205L260 208H262ZM155 208H156V207H155ZM165 208H163V209H165ZM175 208H176V207H175ZM175 208L173 207L174 210L172 209V210L174 211V213H176ZM181 208H182V207H181ZM193 208H194V207H193ZM197 208H198V207H197ZM218 208H219V207H218ZM232 208H233V207H232ZM239 208H242V207H239ZM168 209H169V208H168ZM199 209H200V208H199ZM211 209H212V208H211ZM247 209H248V206H247ZM254 209H255V207H254ZM263 209H264V208H263ZM154 210H155V209H154ZM215 210H216V209H215ZM222 210H223V209H222ZM222 210H221L220 212H222ZM224 210H225V209H224ZM227 210H228V208H227ZM227 210H226V211H227ZM230 210H231V209H230ZM237 210H238V209H237ZM255 210H256V209H255ZM257 210H259V209L257 208ZM257 210H256V212H257ZM160 211H161V210H160ZM166 211H167V210H166ZM217 211H218V210H217ZM242 211H243V210H242ZM242 211H241V212H242ZM90 212H89V213H90ZM95 212H96V211H95ZM148 212H149V211H148ZM148 212H147V213H148ZM198 212H200V211H198ZM218 212H219V211H218ZM231 212H232V211H231ZM244 212H245V209H244ZM250 212H251V211H250ZM256 212H255V214H256ZM259 212H260V211H259ZM167 213H169V212H167ZM172 213H173V212H172ZM172 213L170 214V216H172V215L174 214V213H173V214H172ZM200 213H201V212H200ZM222 213H223V212H222ZM226 213H227V212H226ZM238 213H239V211H238ZM246 213H248V212H246ZM261 213H262V212H261ZM8 214H9V213H8ZM87 214H88V213H87ZM87 214H84V215H82V216L79 217V218L73 219L72 221H74V220H75V221H76V220H79V219L83 218V217H84L85 215H87ZM138 214H139V213H138ZM155 214H156V213H155ZM185 214H186V213H185ZM229 214H230V212H229ZM244 214H245V213H244ZM244 214H243V215H244ZM0 215H1V214H0ZM2 215H3V214H2ZM13 215H14V213H13ZM126 215H127V214H126ZM145 215H146V214H145ZM160 215H161V214H160ZM162 215H163V213H162ZM162 215H161V216H162ZM203 215H204V214H203ZM218 215H219V214H218ZM224 215H225V214H224ZM224 215H223V216H224ZM233 215H234V214H233ZM247 215L249 216V214H247ZM247 215H246V216H247ZM3 216H4V215H3ZM7 216H8V215H7ZM7 216H6V217H7ZM9 216H10V214H9ZM121 216H122V215H121ZM127 216H128V215H127ZM132 216H133V215H132ZM170 216L168 217V215H167L168 218H170ZM180 216H181V215H180ZM216 216H217V215H216ZM227 216H228V215H227ZM234 216H235V215H234ZM259 216H260V214H259ZM259 216H258V217H259ZM134 217H135V216H134ZM142 217H143V216H142ZM145 217H146V216H145ZM175 217H176V216H175ZM178 217H179V216H178ZM224 217H225V216H224ZM224 217H223V218H224ZM236 217H237V214H236ZM236 217H235V218H236ZM240 217H244V216L241 215ZM263 217H264V216H263ZM122 218H123V217H122ZM147 218H148V217H147ZM150 218H151V217H150ZM152 218H153V217H152ZM159 218H160V216H159ZM162 218H165V215L162 216ZM219 218H220V217H218V219H219ZM223 218H221V219L224 220ZM246 218H247V217H246ZM250 218H251V217H250ZM250 218H249V219H250ZM261 218H262V216H261ZM126 219H127V218H126ZM137 219H138V218H137ZM140 219H141V218H140ZM145 219H146V218H145ZM175 219H176V218H175ZM181 219H182V218H181ZM181 219H180V220H181ZM190 219H191V217H190ZM203 219H204V217H203ZM221 219H219V220H221ZM238 219H239V218H238ZM238 219H237V220H238ZM7 220H9V219H7ZM164 220H165V219H164ZM184 220H185V219H184ZM184 220L182 219L183 223H184ZM188 220H189V219H188ZM233 220H234V219H233ZM0 221H1V220H0ZM9 221H10V220H9ZM12 221H13V220H12ZM136 221H137V220H136ZM177 221H179V218H178ZM177 221L175 220V222H177ZM245 221H246V220H245ZM258 221H259V220H258ZM116 222H117V221H116ZM143 222H145V221H143ZM146 222H147V220H146ZM154 222H155V221H154ZM160 222H161V219H160V221L158 222L159 225H160ZM172 222H173V221H172ZM175 222H173V223H175ZM186 222H187V221H186ZM212 222H213V221H212ZM220 222H221V221H220ZM247 222H248V221H247ZM0 223H1V222H0ZM161 223H163V222H161ZM181 223H182V222H181ZM181 223L179 222V225H180V226H181ZM210 223H211V221H210ZM215 223H216V222H215ZM233 223H234V222H233ZM261 223H262V222H261ZM4 224H5V223H4ZM133 224H134V223H133ZM150 224H152V222H151ZM156 224H157V223H156ZM176 224H178V222H177ZM234 224H235V223H234ZM236 224H237V222H236ZM236 224H235V226H236ZM249 224H250V221H249ZM256 224H257V223H256ZM0 225H1V224H0ZM125 225H126V224H125ZM142 225H143V224H142ZM169 225H170V224H169ZM191 225H192V224H191ZM245 225H246V224H245ZM263 225H264V224H263ZM13 226H14V225H13ZM139 226H140V225H139ZM148 226H149V223H148ZM152 226H153V225H152ZM162 226H163V225H162ZM165 226H166V225H165ZM192 226H193V225H192ZM232 226H233V225H232ZM253 226H254V224H253ZM0 227H1V226H0ZM2 227H3V226H2ZM65 227H66V226L63 225V224H58L57 226L52 227V228L50 229V236H53V237H56V238H57V236H59V234H60L59 231H65V229H66ZM153 227H154V226H153ZM163 227H164V226H163ZM183 227H184V226H183ZM189 227H190V226H189ZM147 228H148V227H147ZM154 228H155V227H154ZM164 228H165V227H164ZM169 228H173V227H169ZM195 228H196V227H195ZM232 228H233V227H232ZM43 229H44V228H43ZM46 229H47V228H46ZM112 229H113V228H112ZM118 229H119V228H118ZM124 229H125V228H124ZM149 229H150V228H149ZM152 229H153V228H152ZM173 229H174V228H173ZM173 229H172V230H173ZM176 229H177V226H176ZM182 229H183V228H182ZM182 229H181V232H182ZM260 229H261V228H260ZM5 230H6V229H5ZM14 230H15V229H14ZM144 230H147V229L144 228ZM153 230H154V229H153ZM157 230H158V229H157ZM167 230L169 231V229H167ZM172 230H171V231H172ZM189 230H190L189 232L192 233V232H191V227H190ZM192 230H193V229H192ZM197 230H198V229H197ZM7 231H8V230H7ZM9 231H10V230H9ZM12 231H13V229H12ZM142 231H143V230H142ZM142 231H141V232H142ZM160 231H161V230H160ZM175 231H176V230H175ZM122 232H123V231H122ZM149 232H150V231H149ZM176 232H177V231H176ZM179 232H180V231H179ZM183 232H184V231H183ZM183 232H182V235H181V236H183ZM189 232H188V234H189ZM195 232H196V231H195ZM110 233H111V232H110ZM120 233H121V232H120ZM136 233H138V232H136ZM146 233H148V232H146ZM150 233H152V232H150ZM156 233H157V232H156ZM165 233H167V231H165ZM174 233H175V232H174ZM92 234H93V233H92ZM159 234L162 235L163 233H162V234L159 233ZM180 234H181V233H180ZM188 234H187V235H188ZM24 235H25V234H24ZM93 235H94V234H93ZM105 235H106V234H105ZM115 235H116V233H115ZM115 235L113 236V234H112V236H113L114 239H115ZM142 235H143V234H142ZM148 235H149V234H148ZM153 235H155V234H153ZM165 235H166V234H165ZM176 235H177V234H176ZM187 235H186V236H187ZM194 235H195V234H194ZM26 236H28V235H26ZM41 236H42V235H41ZM43 236H44V235H43ZM112 236H111V237H112ZM125 236H126V235H125ZM137 236H138V235H137ZM137 236H136V237H137ZM184 236H185V235H184ZM106 237H107V236H106ZM116 237H117V236H116ZM123 237H124V235H123ZM143 237H144V236H143ZM146 237H147V236H146ZM146 237H145V238H146ZM148 237H150V235H149ZM155 237H156V236H155ZM161 237H162V236H161ZM171 237H172V236H171ZM171 237H170V238H171ZM189 237H190V236H189ZM141 238H142V237H141ZM141 238H140V239H141ZM151 238H152V236L149 238V240H150ZM153 238H154V236H153ZM153 238H152V242H153V240H156V239H153ZM162 238H163V237H162ZM187 238H188V237H187ZM85 239H86V238H85ZM111 239H112V238H111ZM116 239H117V238H116ZM121 239H122V238H121ZM135 239H136V238H135ZM137 239H138V237H137ZM137 239H136V240H137ZM147 239H148V238H147ZM157 239H158V242H159V241H160L159 238H157ZM164 239H166V238H164ZM164 239H161V241L164 240ZM174 239H175V238H174ZM87 240H88V239H87ZM112 240H113V239H112ZM122 240H123V239H122ZM136 240H135V241H136ZM166 240H167V239H166ZM171 240L173 241V238H172ZM95 241H96V240H95ZM115 241H116V240H115ZM124 241H126V240H124ZM124 241H122V242H124ZM140 241H142V239H141ZM143 241H144V240H143ZM147 241H148V240H147ZM161 241H160L159 244H161ZM169 241H170V240H169ZM190 241H191V240H190ZM25 242H26V241H25ZM82 242H83V241H82ZM154 242H155V241H154ZM165 242H167V241H165ZM174 242H176V241H174ZM177 242H178V241H177ZM177 242H176V243H177ZM185 242H186V241H185ZM23 243H24V242H23ZM29 243H30V242H29ZM113 243H114V241H113ZM139 243H140V242H139ZM143 243H144V242H143ZM149 243H150V242H149ZM155 243L157 244V242H155ZM170 243L172 244V242H170ZM176 243H175V245H177V249H178L177 251L180 252V251H179V247H178L180 244H178L179 242H178L177 244H176ZM186 243H187V242H186ZM24 244H25V243H24ZM31 244H32V243H31ZM110 244H111V243H109L108 247L110 246ZM118 244H119V243H118ZM121 244H122V243H121ZM125 244H126V243H125ZM144 244H145V243H144ZM147 244H148V242H147ZM159 244H158V245H159ZM168 244H169V243H168ZM173 244H174V243H173ZM188 244H190V243H188ZM197 244H198V243H197ZM17 245H18V244H17ZM22 245H23V244H22ZM25 245H26V244H25ZM38 245H39V244H38ZM104 245H106V244H104ZM148 245H149V244H148ZM151 245H154V243H153V244L151 243ZM191 245H194V244H191ZM191 245H190V246H191ZM20 246H21V245H20ZM121 246H122V245H121ZM137 246H138V245H137ZM169 246H170V244H169ZM171 246H174V245H171ZM185 246H186V245H185ZM195 246H196V245H195ZM17 247H19V245L16 246V248H17ZM26 247H27V246H26ZM47 247H48V246H47ZM50 247H51V246H50ZM104 247H105V246H104ZM104 247H102V249H104ZM106 247H107V245H106ZM124 247H125V246H124ZM124 247H123V248H124ZM154 247H155V246H154ZM156 247H157V246H156ZM159 247H160V246H159ZM175 247H176V246H175ZM192 247H193V246H192ZM83 248H84V247H83ZM99 248H100V247H99ZM119 248H120V247H119ZM160 248H161V247H160ZM181 248H182V245H181ZM184 248H185V247H184ZM184 248H183V249H184ZM188 248H189V247H187V248H185V249H188ZM194 248H195V247H194ZM197 248H198V249H197ZM197 248H196L197 250H196V249H195V250L200 252V249H199L200 247L198 246ZM249 248H250V247H248V249H222V251L224 252V259H225V261H224L223 263H224V264H231L232 261H234L235 264H252V262H255V263L259 262L258 264H262L261 261H263V259H264V250H263V249H256V248H254V249H249ZM25 249H27V248H25ZM33 249H34V248H33ZM51 249H52V248H51ZM51 249H50V250H51ZM85 249H86V248H85ZM85 249L82 250V251H85ZM109 249H110V248H109ZM135 249H136V248H135ZM153 249H154V248H153ZM161 249H162V248H161ZM190 249H191V247H190ZM190 249H188V250H190ZM12 250H14V248H13ZM74 250H75V249H74ZM78 250H79V249H78ZM78 250H77V251H78ZM116 250H118V248H116ZM120 250H121V249H120ZM120 250H119V251H120ZM144 250H145V249H144ZM148 250H149V249H147V253L149 252ZM151 250H152V247H151ZM157 250L159 251V249H157ZM172 250L174 251V250H176V249L173 248ZM180 250H181V252H182V257H183V256H184L183 254H184L185 252L182 251V249H180ZM14 251H15V250H14ZM14 251H13V252H14ZM21 251H22V250H21ZM100 251H101V250H100ZM103 251H104V250H103ZM110 251L112 252V250H110ZM123 251H126V250H123ZM123 251H122V253H123ZM160 251H161V250H160ZM165 251H166V250H165ZM168 251L170 252V250H168ZM185 251H187V250H185ZM191 251H193V249H192ZM196 251H195V252H196ZM217 251H218L217 249H208V250H207V255H206V256L204 257V259H203V263H204V264H211V262L214 261V262H216L217 264H219V263L221 264V261L218 259V256H217V255H218V252H217ZM52 252H53V251H52ZM71 252H72V251H71ZM73 252H74V251H73ZM75 252H76V251H75ZM78 252H79V251H78ZM78 252H77V253H78ZM86 252H87V251H86ZM86 252H85V253H86ZM135 252H136V251H135ZM181 252H180V253H181ZM183 252H184V253H183ZM195 252H194V253H195ZM202 252H203V250H202ZM25 253H26V252H25ZM30 253H31V252H30ZM79 253H80V252H79ZM88 253H89V251H88ZM100 253H101V252H100ZM114 253H116V252H114ZM130 253H131V252H130ZM137 253H139V252H137ZM137 253H135V254H137ZM140 253H141V251H140ZM144 253H145V252H143L142 254H144ZM159 253L162 254V252H159ZM165 253H167V251H166ZM170 253L173 255V252H170ZM170 253H168V254L170 255ZM176 253H177V252H176ZM176 253H174V254H175V255H174V256H175V258H174L175 260L173 259V257H169V259H168V254H166V255H165V254H164V255L162 254V256L159 254L160 261H161V260H162V261H163V260L165 261V259H167V260H166L167 263H166V262H162L163 264H164V263H165V264H168V263H169V264H170V263L173 264V262L176 261V260H177V262H178V260H179L180 258H182V257H180V258H179V257H176ZM180 253H178V254L180 255ZM188 253H189V251H188ZM188 253H187V254H188ZM194 253L191 252L190 255L192 254V256L196 258V253H195V254H194ZM197 253H198V252H197ZM27 254H29V251L27 252ZM32 254H33V253H32ZM32 254H31V255H32ZM69 254H70V253H69ZM81 254H82V252H81ZM108 254H110V253H108ZM118 254H119V252H118ZM118 254L116 253L115 255H117V257H119L120 254H119V255H118ZM19 255H20V254H19ZM29 255H30V254H29ZM35 255H37V254H35ZM35 255H34V256H35ZM46 255H47V254H46ZM77 255H78V254H77ZM77 255H76V257H77ZM83 255H84V254H83ZM90 255H91V254L89 253V256H90ZM102 255H104V254H102ZM102 255H101V256H102ZM126 255H127V254H126ZM131 255H132V254H131ZM147 255H148V254H147ZM172 255H170V256H172ZM185 255H186V254H185ZM194 255H195V256H194ZM201 255H202V254H201ZM15 256H16V255H15ZM24 256H25V255H24ZM79 256H80V255H79ZM84 256H85V255H84ZM92 256H93V255H92ZM111 256H112V255H111ZM133 256H135V257H133ZM139 256H140V258H141L142 260L144 259V258H142L143 255H138V256H136V255H132V257L130 256L132 259H131V258L129 259L130 262H131V260H135V263H136V261L139 262V260H141L140 258H139V260L137 259ZM155 256H156V255H153V259H151V258H152L151 254H150V256H146V257H150V259L153 261L154 258H155ZM180 256H181V255H180ZM38 257H39V256H38ZM47 257H48V255H47ZM85 257H86V256H85ZM90 257H91V256H90ZM103 257H104V256H103ZM103 257H102V258H103ZM115 257H116V256H115ZM115 257L113 256V258H115ZM161 257H163V259H162ZM187 257L190 258L189 256H187ZM15 258H16V257H15ZM26 258H29V257L26 256ZM60 258H61V257H60ZM68 258H69V257H68ZM77 258H78V257H77ZM97 258H98V257H97ZM97 258H96V259H97ZM100 258H101V257H100ZM110 258H112V257H110ZM110 258H109V259H110ZM119 258H120V257H119ZM133 258H134V259H133ZM135 258H136L137 260H136ZM170 258H172L174 261H173L172 259L170 260ZM178 258H179V259H178ZM184 258H185V256H184ZM191 258H192V257H191ZM195 258H194V259H195ZM2 259H3V258H2ZM21 259H22V258H21ZM24 259H25V258H24ZM24 259H23V260H24ZM31 259H32V258H31ZM40 259H41V258H40ZM57 259H58V258H57ZM156 259H157L158 262L155 263ZM194 259H192V261H195L194 264H196V259H195V260H194ZM0 260H1V258H0ZM43 260H44V259H43ZM43 260H42V261H43ZM46 260H47V259H46ZM71 260H72V259H71ZM81 260H83V259H81ZM85 260H86V259H85ZM91 260H92V259H91ZM91 260H90V261H91ZM120 260H121V259H120ZM142 260L139 262L140 264H142ZM169 260H170V262H168ZM183 260H185V259H183ZM186 260H187V259H186ZM28 261H30V260L28 259ZM28 261H27V262L25 261L26 263H23V262H22V263H23V264H28ZM36 261H38V260H36ZM39 261H40V260H39ZM93 261H94V260H93ZM95 261H98V260H95ZM99 261H100V260H99ZM115 261H116V260H115ZM155 261H154V263H151V264H158V263H159V259H158V258H155ZM199 261H200V260H199ZM1 262H2V261H1ZM68 262H69V261H68ZM81 262H83V261H81ZM84 262H85V261H84ZM116 262H118V264L120 263L118 260H117ZM138 262H137V264H138ZM179 262H180V263H183L184 261L181 262V260H179ZM185 262H186V261H185ZM188 262H189V261H187V263H188ZM32 263H33V262H32ZM63 263H64V262H63ZM65 263H66V262H65ZM70 263H71V261H70ZM90 263H91V262H90ZM93 263H94V262H93ZM103 263H104V262H103ZM162 263H160V264H162ZM175 263H176V262H175ZM175 263H174V264H175ZM216 263H215V264H216ZM2 264H3V263H2ZM30 264H31V263H30ZM43 264H44V263H43ZM85 264H86V263H85ZM100 264H101V263H100ZM126 264H127V263H126ZM143 264H144V263H143ZM145 264H146V263H145ZM184 264H185V263H184ZM190 264H191V263H190ZM200 264H201V263H200ZM253 264H254V263H253Z\"/></svg>","mask_w":264,"mask_h":264}]
</instances>
